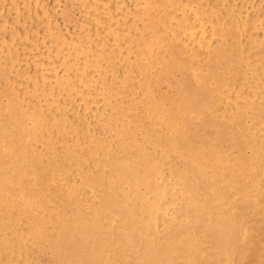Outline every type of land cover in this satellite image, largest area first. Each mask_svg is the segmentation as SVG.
<instances>
[{"label":"rangeland","instance_id":"1","mask_svg":"<svg viewBox=\"0 0 264 264\" xmlns=\"http://www.w3.org/2000/svg\"><path fill=\"white\" fill-rule=\"evenodd\" d=\"M47 1L48 0H38V2L37 1H33V0H14V1L8 0L6 4L3 3L4 4L3 5L4 11L0 15V18H2V19H0V22H4L3 20H6L7 21V19H8V21L7 22L5 21V25H4L5 28H4V30H2L1 34L3 36L5 34H7V35H5V37H7V38H12L13 37L20 44L26 45L27 47L32 48L31 49V54L28 55L29 57L27 59H25V60H32L33 58L39 56L38 54H40L42 52L47 54L48 45L50 44L49 41H51V39H53V34L54 33L52 32V30L50 29V27L48 29L46 28L45 23H43L42 22V19L39 17V15L41 13V9H43L45 7H47V9L50 8L49 11L51 10L50 11V14L52 15V16H50L51 17L50 18V23H51V25H52L53 28L58 27L57 25L62 26L63 23L65 25V23H66L65 26L70 25L71 26V29H73L72 27H75V29H77L78 28V24H79V14H80V10H81V12L83 10L82 9V5L83 4H86V7L85 8H89V9H90V7L92 5V2L89 1L90 2L89 3L88 0H69V1L68 0H61L60 3H59V5H60L59 8H56L57 7L56 6L54 8L55 9V11H54V9H53V6L54 5H52V4L49 3L50 0L48 1V3H47ZM135 1L136 0H133L131 3H128L129 0H127V3L128 4L122 5L123 7H121V8H119L121 6V0H98L97 1L98 4H96L94 7L92 6L91 10H93L94 15L95 16L96 15L97 16L98 15L100 16L99 17L100 19L96 16L97 17V24H96L97 26L96 27L98 28V31L101 33L100 34L101 35L100 36V39L102 40V43L106 44V48L104 50L99 51L97 53V58L99 57L97 59L98 60L97 61L98 62V66L97 67L99 69L97 67H94V69L93 68L88 69V72L90 71L89 74H92L93 73L94 75L98 74V72H99V74L102 76V78L104 79V81L106 82V84L108 86H110V85L113 84L114 79L120 78L121 76H122V79H125V72H124L125 71V65H126V63H127L128 60H130L132 62L133 59H135V66L133 67L134 70L133 69H132L133 71L130 70L132 73L129 71V78L131 77L130 78V81H131V85L132 86L131 85L129 86V88H131V89H128V88L126 89V92L128 93L127 94L128 97L125 98L127 95L123 96V98L125 99V101L129 102V104H134V105H131L132 106V109H133L134 106L136 104H138L139 102L143 104V100H144V96H145V91H144L145 89L144 88H146L147 91H148V88L149 89H153V88L155 89V87L157 86V84L159 82H161L162 79H164V78L166 79L168 77L167 76L168 74H170V75H173L174 73L176 74L177 78H176V76H174L175 75L174 74L172 79H178L181 76V73H179L180 66H179V68H175V65L178 66L177 64H179V63L181 64V61H183V58H180V55H178V54H175V53L172 54V52L170 51L171 50V47H175V50H177L176 51L177 53H180L182 50H184L186 53H189L188 54L189 56L185 58L186 59V64L187 65H192L190 67H194V65L199 64L200 67L204 70L202 72L203 76H202V79H201V83H197L195 80H193L192 75H190L191 76V77H189L190 79L186 75V78H187L186 80H184L182 76L179 78V79L182 78L181 80H182V84L184 86H182V84L180 85V83H179V85H173V86H171V89L170 90L167 88V86L165 84L163 86H161V88L159 89L160 91H158V96L163 99L164 102H162V103L166 106V108L163 111L159 112V113H157L158 112L157 111V108L156 109H150V110H148L147 111V114H146V117H147V121H149V122L148 123H144L145 125L142 126L143 127L142 130L153 129V130H156V131L159 132V134L161 135V139L163 141H165L167 143V145H168V148L169 149L167 148V151L172 156V159L170 158V160H169V159H166L165 158L166 160H161L160 158L158 159V156H157V160H156L155 159L156 158L155 157L156 155H155L154 152H152L151 150L148 152L145 149V152H147V154H148L147 155L146 153H144V150H142L144 148L142 146L141 147L139 146V148H138L139 150L137 149V156H136V158L134 156L130 155V153L128 155L131 158L129 156H125L124 157L123 155H119L118 158H117L116 155H118L117 152L119 151V149L117 151H114L115 152L114 157L116 158V161H114V165L113 166L114 167L117 166L118 167V168L116 167L117 169L114 168V167L108 169V168L104 167L105 164H102L100 167H97L96 169H92V170L90 169L91 171L88 170L87 167L90 166V165L89 164L86 165L85 164L86 161L84 162V160H82V158L86 157V155H88V153L92 151V149H91L92 148V145H93L92 143L94 142L93 140H96L95 137L96 138L98 137L99 127H97L95 123H93L94 125L92 123H89L88 117L89 118H93L94 113L89 112V115H87L85 113V111H83L81 108H79V106L81 107V105H83V102L85 100L83 98H84V96H86L88 94L87 91H90V88H88V86L86 87L85 85H83V86H80L81 87V90H79L80 89L79 87H76L75 86L76 87V89H75V87L73 86V84L69 85V92L67 94H65L67 97L65 95H62V94H56V96L58 98V100L56 99V101L58 103V106L59 107L60 106L62 107V108L60 107L59 112H60V114H63L65 116V117L64 116L63 117L65 118L64 121H66V124L64 122V125H65L64 127L65 128H63V129H67V130H63L62 129V131L60 133V140H59V142L57 144L50 145V142L49 143L45 142L42 145L41 144L37 145V147H35L32 150L33 154L36 153V152L37 153L40 152V155L41 156H43L44 153H45L46 156L50 155L51 156L50 159L48 158L49 156L47 158H46V156H43L44 158L41 157V158H43V160L40 159V161L38 162L39 164L37 163L38 166L40 164H44L45 165V166L44 165H41V168H40V166L38 167L34 163L35 161L28 160L27 163H25V165L18 166L19 169L17 168L18 171H20L21 173L24 172V175H27V176H24L23 175L22 176L23 178L22 177H17L16 175L11 177V178H14L15 177L14 178V184H15V186H17V185L20 186L21 185L20 186L21 189L24 188V189H22L23 191L33 189L34 188V184L33 183L35 182V184H36L37 178L40 177V176H41L42 179L45 178L44 180L48 181L51 184L52 191H51V189H47L46 194L43 195L44 198L41 197V199L38 200L39 202H41L43 199H49V198L52 201H55L54 199L57 200V201H55L56 202L55 205L52 206V210H50L47 207L48 208L47 211L44 210L42 212V213H44L46 215V218H44V223L46 224V222H48L46 224L47 225L46 231L48 230L49 232L47 231L45 233V235H42L40 237L41 244L38 245V248L32 249V246L30 245L31 244L30 243L31 240H28L29 238L27 239V237H26L27 232H28L27 231V228H26V222L30 220L31 214L29 215L30 218L28 217V220L27 221L22 220V219H17L15 217V215L13 217L14 220L10 217V221L11 222L12 221L13 222L14 221L16 222V223L15 222L14 223L12 222L13 224H15L16 230L18 232L22 230L21 231V236L24 233V235L22 236L24 238H21V240H23V241L21 243H18L21 246H19L18 244H15V243H12L11 245L9 244L8 246L7 245L5 246L2 241L5 242L7 240L6 238L11 239V232L9 231V233H8V231H5V230L3 232L1 230L3 228L0 227L1 228L0 229L1 230L0 231V242H1L0 243V259H2L3 261L7 262L8 264H14L16 262H18L16 264H20V263H24L25 261L27 262V263L25 262V264H35L37 262L36 259H39V260L41 259L40 261L42 262L41 263L40 261H38L37 264H51V263L53 264V261H55V259H56L55 262H58V263H55L54 262V264H59V263H62V264H66V263L67 264H105L106 262L108 264H112V263L113 264H131V263L132 264H134V263L135 264H138V263L140 264L142 261L143 262L141 264H173V260L176 257H178V253H176V252H170V250L167 251V249H164L163 250L162 248H160V245L159 246L157 245L158 242L159 243L161 242L160 241V238L154 239L153 240L154 245L151 246V247H149V248L147 247L148 250L145 252V250L147 248H146L145 242H144L145 241V236L142 234V231L145 230V228H150V229L151 228L152 229L154 228L153 230H155L156 228L157 229L159 227L160 228H162V227L165 228L167 226V229L171 233H173L172 234V236H173V242H174L175 239H177L179 237L177 235L179 229H180L179 235H185L186 233L187 234L189 233L188 236L186 234V237H188L187 240H190V244L188 245V250L191 248L188 251V255L190 256L191 260H194L195 264H198V263L199 264H201V263L202 264H204V263L205 264L206 263L207 264H209V263H211V264H264V234H263L264 233V230H263L264 229V226H263L264 225V196H263L264 195V183L261 184V185H259L258 189L255 190L256 191L255 193H251V191L253 190V187H252L253 186V179H248V178L244 179L243 175L241 174L242 171H243V169H244V167L242 165H238V163H245L244 165L247 166V165H249L252 162H257V159H258L257 158V153H258L260 147L264 149V132L263 131L262 132L261 131H258L263 126H259V125L255 124L259 120V118L262 117L261 116L262 114H260V111L262 110V108H259L260 107V106H258L259 105L258 104L259 102L256 101V100H253L254 97H252L253 95L255 96V94L256 95H262V96H264V92H262V91H264V87H263L264 86V77H263L264 76V66H262V65H264V58H262V57H264V0H176V3H178V4H180L181 6H184V7L187 6L186 8L189 9V11H187L185 13L183 12L180 15L181 17L179 16L180 19H181V21L182 22L184 21L183 22L184 28H187L185 31L188 33V35H187V33L181 32L174 39L171 36H169L167 33L163 34L162 36H160V37H162L160 39V41H161V43L163 41V43H162L163 45L161 43L159 44V46L155 45V47H154L155 53H154L153 56L146 54L145 51H144L145 45L146 44H149V41L152 39L151 31H144L143 30V21H142V19H140L141 16L139 15V9L142 8V6L144 7L145 3H144V0H141L140 2L139 1L135 2ZM11 2L13 3V5H12ZM215 2H217V3H215ZM77 3L79 5H77ZM26 4H28V5H26ZM46 4H48V5H46ZM88 4H90V5L88 6ZM222 4H224V5L222 6ZM39 5H42V6H39ZM138 5L140 6V8L138 7V10H137V6ZM213 5H215V6H213ZM25 6L26 7L28 6L27 9L30 7L28 9L29 12L27 11V9H26ZM201 6L207 7V8L202 9ZM63 7H64V9H63ZM130 7H132V8H130ZM6 8H7V11L9 13L6 11ZM216 8H217V10H216ZM25 9L28 12L27 14H26ZM62 9L63 10H68L69 9V11L71 12V15H74V17H75L76 14H78V16H77L78 17L77 18L78 23H76V22L75 23L74 22H70L69 24H67V18L65 17V15H60V12L63 11ZM129 9L131 10V12H129L130 11ZM258 9H260V10H258ZM85 10H88V9H85ZM133 10H135V11L137 10L138 11V12L136 11L137 14L135 12L133 14V12H132ZM257 10L259 12H257ZM78 11H79V13H78ZM122 11H124V13ZM216 11H218V12H216ZM10 12L12 13V15H11ZM96 12H98V13H96ZM191 12H193V13H191ZM208 12H209V14H208ZM261 12H262L263 15H261ZM6 15H8V16H6ZM9 15H10L11 18L9 17ZM125 15L127 16V18H129V17L130 18L127 19ZM16 16H18L19 18H17ZM20 16L22 18H20ZM53 16H54V18L57 21L55 19H53ZM122 16L124 17V19H123ZM200 16H201V18H200ZM6 17H7V19H6ZM258 17L260 19H258ZM26 18H28V19H26ZM17 19H18V21H17ZM212 19H214V20H212ZM15 20L17 21L16 24L14 22ZM25 20H26V22H25ZM122 20L123 21L125 20L124 21L125 23ZM204 20H205V22H204ZM215 20H217V21L215 22ZM220 20H222V21H220ZM119 21H120V23H118ZM191 21H193V22H191ZM12 23L14 24V26H13ZM40 23L41 24L43 23V25H41ZM117 23L119 25H117ZM135 23H136V25H135ZM200 24H201V26H200ZM98 25H99V27H98ZM123 25H125V26H123ZM137 25H140V26H137ZM47 26H48V24H47ZM196 26H197V28H196ZM30 28H32V29L30 30ZM218 29H220V30H218ZM225 29H227V30H225ZM18 30H20L21 32L18 31ZM38 32H40V33H38ZM243 32L244 33L247 32V33L246 34H243ZM254 32H256V33L254 34ZM258 32H260V33H258ZM30 33H31V35H30ZM250 33H251V35H253V34L254 35L251 36ZM9 34H10V37H9ZM133 34H135V35L133 36ZM147 34H149V35H147ZM222 34H223V36H221ZM15 35H17V38H16ZM105 35H106V38H104ZM234 35H235L236 38L234 37ZM258 35H260V37ZM145 36H147V37H145ZM249 36H251L252 39L249 38ZM141 37H143V38H141ZM233 37L235 38V41L233 40V42H231V40H232L231 38H233ZM245 38H247L248 40L245 39ZM257 38H259V40ZM119 39H120V42L118 41ZM121 39H124V40H121ZM134 39H135V41H134ZM237 39L240 42H238V41L236 42ZM254 39H256L255 40L256 42L253 41ZM34 40H35V42H38L39 43V46L41 44L42 47L41 46L38 47L39 50H38V48H33L34 46L32 44L35 43ZM225 40H228V41L225 42ZM203 41H205V42H203ZM249 41H250V43H249ZM223 42H225V43H223ZM238 43H240V44H238ZM244 43H246V44H244ZM223 44H225V45H223ZM186 45L188 46V48L186 47ZM230 45H232V46H230ZM239 45H240L241 48L239 47ZM44 46L46 48H44ZM133 46H134V48H133ZM163 46L164 47L167 46L166 49ZM225 46H226V49L228 47L229 50L228 49L226 50L225 49ZM251 46L253 47V50L251 49ZM254 47L256 48V50L254 49ZM129 48L131 50L133 48V51H131ZM206 48H208V49H206ZM232 48H234V49H232ZM244 49H245L246 52L247 51H249V52L245 53ZM222 50H223V52H222ZM239 50H240V52L238 53ZM169 51L171 53H169ZM232 51H234V52H232ZM230 52H231V54H230ZM32 53H34V54L32 55ZM130 53H131V55L128 56ZM233 54H234V57L236 56V58L233 57ZM239 54H240L241 57L239 56ZM227 56H229L228 57L229 59L227 58ZM255 56H256V58H255ZM220 57H225L227 59V61L230 63V65H234V66H232V67H235L233 69H236L237 67H239V68H237L234 71H237L238 72L237 74L239 76H241V77H239L238 75H234V73L236 74V72L231 71V70H227V71L224 70L225 72L224 71L222 72V70H221V72H220L215 65L214 66H211L212 64H209V61H213V60H216L217 62H219V58ZM230 57H231V59H230ZM250 57H252V58H250ZM164 58H166L165 61H164ZM233 58L236 61L234 60L232 62ZM238 58H239V60L240 59L241 60L238 61ZM161 59H162V61H161ZM252 59L253 60L254 59L257 60L258 63H257V61H254L253 62ZM101 60H102V62H101ZM178 61H180V62H178ZM237 61H238V64H237ZM247 61H250V62H248L249 65H250L249 66V69H248V67H243L244 64H248ZM241 62L243 63V65H242ZM252 62H253L254 65L252 64ZM250 63L252 64V67H251V64ZM255 63H257V66H255L256 65ZM142 64L145 65V66L142 67ZM148 66L150 68H148ZM253 66H254V69L252 70ZM138 67L141 68V71L137 69ZM46 68H47V71H46ZM120 68H121V70H120ZM146 68H148V69H146ZM30 69L32 71L35 70L41 76H48L50 74V71H51V66H50V64L44 62V63L40 64L39 66H37L35 68L34 63L32 61L31 65H30ZM240 69L242 71L244 69V71L242 72ZM261 69H262V71H261ZM44 71H46L47 73L44 72ZM137 71H138V73H137ZM169 72H171V73H169ZM228 72H231L232 73V74H230V76L232 78L230 80V78L226 76L228 78V81H227L226 80L227 78L224 77V76L227 75ZM240 72H241V74L243 73V76L240 74ZM251 72H252V74H251ZM262 72H263V74H262ZM42 73H45V74H42ZM131 74H135V75H133V77H132ZM258 74L260 76L257 77L256 75H258ZM233 75L236 76V77L233 78ZM219 76L221 78H219ZM247 76H249L247 78L248 81L245 80L246 79L245 77H247ZM252 76H254V77H252ZM255 76L257 78H259V79H256ZM242 77L244 78V82H243V78ZM251 78L252 79L254 78V81L252 80V82H251ZM218 79L219 80L221 79V80L219 81ZM249 79H250V81H249ZM147 81H151L152 82V85H144V83L147 82ZM255 81H257V82H255ZM258 81L260 83V86L258 85V87H257L256 83H258ZM183 82H185V83H183ZM233 82L235 84L234 85H231V84H233ZM134 83L136 84V86H134ZM236 83L239 84V85H236ZM241 83H243L242 86H241ZM192 84L193 85L195 84V85L193 86ZM252 85H255V86H252ZM138 86H139L140 89L138 88ZM186 86L188 88L187 92L185 90ZM243 86H245V87L243 88ZM247 86H249L248 87L249 89L247 88ZM250 87L251 88L255 87V88H253V91H251L252 89ZM189 88H190V90H189ZM260 88L262 89V91H261ZM163 89H165V90H163ZM240 89H243L244 95L246 97H248V99L247 98L246 99L245 98H240V96L238 94V91ZM77 90H78V92H76ZM134 90H135V93H134ZM179 90H180V92H179ZM191 90H193L194 94H193V92H191ZM197 90H198V92H197ZM224 90L227 93V95L224 92ZM248 90H250V91H248ZM258 90H260L261 92L258 91ZM80 91L82 93H80V95H79V92ZM161 91H162L163 94H161ZM169 93H170V95H173V96L167 97L169 95ZM175 93H176L177 96L179 95L178 97L179 98L181 97V99H179L175 95ZM180 93H181V95H180ZM184 93L186 94V96H185ZM197 93H199L200 95H198ZM222 93H225V94H222ZM7 94H5V96L3 98V100H4L3 103L4 104H8L10 102V100L8 102V99H11L12 98L11 100H13V99L16 98V95L14 93H12V92L11 93H7ZM166 94H167V96H166ZM248 94H250V95H248ZM251 94H253V95H251ZM58 95H60V97ZM138 95H140V96H138ZM183 95H184L185 99H184ZM195 95H197V96H195ZM130 97H132V98H130ZM142 97H143V99H142ZM174 97H175V99H174ZM249 97H250V99H249ZM64 98H66V99H64ZM68 98L70 100H68ZM6 99H7V101L5 102ZM99 99L100 100H98V104H101L102 103V101H101L102 98L100 97ZM132 99H133V102L134 103H132ZM171 99H174V101H172ZM60 100H61V102H59ZM80 100H83V102H81ZM180 100L181 101L184 100L183 101L184 102L183 105H182V102ZM225 100H227V101H225ZM70 101L72 102L71 104H70ZM76 101L77 102L79 101L78 104H76L77 103ZM66 102L69 103V105H68L69 107L67 105H65V104H67ZM157 103H159V100H157ZM166 104H169V105H166ZM176 106H178V107H176ZM65 107H67L68 109L65 108ZM73 108H74L75 111L72 110ZM175 108L178 109V110H176ZM76 109H78V110H76ZM238 109H239V111H238ZM64 110H66V111H64ZM71 110L73 111V113H72ZM63 111H64V113H61ZM230 111H231V113H230ZM68 112H71L72 114L71 113L70 114H67ZM136 112H138V111H135V112H132L131 111V113L130 112L127 113V114H129L128 115V119L129 120H132L134 122L135 121L134 118L136 119V116L139 115V114H135ZM227 113L228 114L230 113L231 115L230 114L229 115H226ZM131 114H134V117ZM85 115H87L86 118H84ZM174 117H177V118H174ZM231 117H233L234 119H232ZM74 118H75V120H74ZM241 118H243V119H241ZM170 119H172V121H171V126L167 130L168 132L166 131L165 133H162L163 130H161V129L158 130V128H156V127L154 128L153 122H155L158 125H163L165 121H169ZM230 120H231V122H229ZM75 121L76 122H79V127L77 126L78 123H75ZM71 123H73V124H71ZM71 125H73L74 127H72ZM86 125H88L89 128ZM32 126H34L33 122L32 121H29L27 123V129L33 128ZM76 126H77L78 130H77ZM81 126H82V128H81ZM68 127L69 128L71 127V130ZM182 129H183L184 132H188V130H191L192 129L195 132V135H197L201 139V144L209 145L210 144L209 142H211L212 143V144H210L211 149H205L208 152L211 151V155H212V150L218 151L213 146L219 145V146H221V147L224 148L222 151L221 150L220 151L224 155V157H226V156L227 157H226L225 161H224V158H223L220 164L222 165L223 162H226L227 161V159L230 160V163L228 164V166H227V168L225 170L226 173L228 174V178H231L233 172H238L239 174H241L236 179V182L229 183V184H227L225 186H222V187H217V192L220 193V195H228V194H232L234 192L239 191L241 193L242 192H246L245 195H243V196H240V195L237 196L236 195V197H231V200L230 201H227L225 203H223V201L222 202H219V204H217L216 207L214 208L215 211L209 212V213L208 212L207 213L204 212L203 211L204 209H201L200 207H196L195 208V207H190L189 205H187V204H190V201L193 199V197H191V196H192V194L194 192V187H193L194 180H197L199 182V183L196 184L197 185V191L199 193L202 192V191H204V189H206L208 191V188L209 187H213L214 186V182L211 181V178L207 176V172L201 168V165H203L206 162H208V160L211 159V157H212L211 155L208 154V160H207L206 159L207 155H205V152L206 151H202V152L201 151H198V154H197V156L199 158L198 159V162L197 163H194V165H188L190 167L184 166V160L187 161V162H192V163L194 162L191 158L188 157L189 154H187V156L185 157V159H182V160L179 159V162H176L177 158H180V157L184 156V153L186 152L187 142H190V140H186V137H185L180 144L175 143V140H178L180 138L181 130ZM16 130H17V132H16ZM19 130H21L22 133H21V131L19 132ZM93 130H95V131H93ZM65 131H67V132L65 133ZM13 132H15V133H13L12 136H14V134L17 133V135H15L14 137L16 138L18 136V138L15 139L13 137V139H15L14 141H15V143L18 146H19L18 139H20L23 136L25 137V139H27V134L26 133L23 134V130L22 129H20V128H14ZM79 133H81V134L79 135ZM250 134H255L257 136V138L255 136L256 139L254 140L255 141V145H252V144H249V143L245 142V139H241V137L243 135H250ZM3 135H4L3 133H0V137H2ZM76 135H79V137L76 136ZM81 135H82V137H80ZM70 136H72V137H70ZM210 136H211V138H210ZM24 137L21 138L22 141L25 140ZM185 140H186V142H185ZM72 141L75 142V143H73ZM19 142H21V141L19 140ZM69 142H71V144ZM80 142H81V144H80ZM90 142H91L92 145L90 144ZM258 142L259 143L261 142V143L258 144ZM60 143H62V144L59 145ZM16 144L14 146H17ZM79 144H80V146H79ZM118 144L120 145V142H118ZM43 145L44 146L47 145V146L44 147ZM181 145H182V147H181ZM42 146H43V148H42ZM67 146H69V148ZM71 147H73V148H71ZM81 147H82V149H81ZM126 147L128 148V143H127ZM40 149H42L43 151L40 150ZM65 149H69V151L68 150H65ZM72 149L74 150V153L73 154H75V155H72V156H74L73 158L71 156V152H73ZM44 150H45V152H44ZM238 150H239V152H238ZM84 151H85V153H84ZM170 151H171V153H170ZM30 152H31V148L29 150V153ZM141 152H142V154H141ZM217 153H219V152H217ZM225 153H227V154H225ZM61 154L62 155L64 154V155L61 157ZM65 155H67V156L65 157ZM141 155L142 156L144 155V157L145 156L148 157L147 160L145 159L146 157L143 158ZM149 155L152 156L154 158V160H156L155 161V164L158 161L157 162V165H154V163H153L154 160ZM230 155H232V157ZM254 155H255V157H254ZM138 156L140 158H138ZM121 157L123 158V161H124V158H125V161L124 162L122 161ZM45 158H46V160H45ZM76 158H77V160H76ZM117 159H118L119 162L117 161ZM136 159H138L139 161L136 160ZM64 160H66V161H64ZM75 160L78 161V163L77 162L75 163ZM149 160H150V162H149ZM47 161H50V164ZM58 161H59V163L60 162L61 163L59 164ZM68 161H71V162H68ZM102 161L103 160H101V162ZM28 162H30V163H28ZM31 162H32V164H31ZM56 162H57V164H56ZM116 162H117V164H116ZM140 162L141 163L143 162V163L141 164ZM151 162L153 163L151 166H154L152 168L150 166V163ZM231 163H233V164H231ZM47 164H48V166H47ZM84 164H85V166H84ZM120 164H121V168H123V169H121L122 171L119 169ZM144 164H145V166H144ZM146 164H149V165L146 166ZM31 165H34V166L31 167ZM49 165L56 166V168L54 169L53 167H51ZM67 165H68V167H67ZM69 165H71V166H69ZM76 165H78V168H76L77 167ZM127 165H128V169H127ZM138 166H139L140 169L138 168ZM142 166H144V167H142ZM148 166L151 169L150 168L148 169ZM156 166H158V167H156ZM20 167H22V168H20ZM69 167H70V169H68ZM81 167H82L83 170L81 169ZM125 167H126V169H125ZM133 167H135V168H133ZM162 167H164L165 169L162 168ZM179 167H181L182 169L179 168ZM27 168H29V169H27ZM57 168L58 169L62 168V169L58 170ZM63 168H64V170H63ZM66 168H67L68 172H67ZM72 168H74V169H72ZM130 168H131L132 172L130 171ZM143 168H144V170H143ZM31 169L33 171H31ZM38 169L40 171H38ZM85 169L88 171V174H89L88 175V181H86L87 180L86 177L84 178L83 175L79 174L80 172L81 173L82 172H85L86 171ZM102 169H105V171L102 170ZM134 169L135 170L137 169V170L135 171ZM166 169H168V170H166ZM22 170H26L27 172L22 171ZM51 170H53L54 172L51 171ZM71 170H72V172H71ZM118 170H120L121 173ZM141 170H143V171H141ZM43 171H46V172H43ZM76 171H77V173H76ZM113 171H115L116 178H115V175H114ZM156 171H158L159 173L158 172L156 173ZM203 171H204V173H203ZM32 172H35V173H32ZM51 172H53V173H51ZM57 172H58V174H56ZM90 172H91L92 175L90 174ZM127 172L129 173L130 176L129 175H126ZM133 172H136V173L133 174ZM66 173H68L69 175L66 174ZM122 173H124V175H121ZM162 173L164 174V177H163V174ZM168 173H169V175H168ZM174 173H176V174H174ZM53 174H55V175H53ZM257 174H261V173L258 171ZM90 175L93 176V177H91ZM165 175H166V178H165ZM43 176H44V178H43ZM64 176H65V178H64ZM146 176H147V178H146ZM108 177H111V179H113V180H111L110 178L108 179ZM120 177H122V178H120ZM28 178H30V179H28ZM136 178H138V179L136 180ZM159 178L161 180H159ZM16 179H17V183L15 182ZM49 179H50V181H49ZM91 179L94 181V183H92V180ZM128 179H130V180H128ZM163 179H164V181H163ZM52 180H53V182H52ZM59 180H60V182H58ZM89 180H91V181H89ZM109 180H111V181H109ZM131 180L134 183L136 182L135 183L136 185L133 184V182L131 183ZM21 181H23V184H22ZM26 181H27V183H25ZM85 181L88 182V184ZM157 181H158V183H157ZM84 182H85V184H84ZM90 182L92 184H90ZM109 182H112L113 183L112 186H110L111 187V194L110 195H107V196H104L105 195L104 194V191H103L104 188L102 187V185L106 189L108 187L107 184L108 185L111 184ZM117 182H119V184ZM81 183H82V185H81ZM120 183H122V185ZM129 183H130V185H129ZM145 184L149 185L150 187L148 188V186L145 185ZM157 184L158 185H161V186H159V188H158V185ZM165 184H166V186H165ZM179 184L180 185H184L186 187V190L187 191L184 192L182 190H178L177 189L178 188L177 186H179ZM151 185L152 186L154 185L153 187H155L157 185L156 188L160 189L158 191V193H156V191H155L156 188H154V190H152L153 187H151ZM76 186H78V189L79 190L77 189ZM81 186H83V187H81ZM127 186L128 187L133 186V187L128 188ZM119 187H121V188H119ZM139 187H141V188H139ZM74 188H76L77 190L74 189ZM96 188H97V191L95 192L94 189H96ZM162 188L164 189V191H163ZM170 188H174V189H170ZM134 189L135 190L137 189L138 192H136ZM75 190H76V192H75ZM125 190H126V192H125ZM0 191H1V187H0ZM131 191L133 193H135V194L137 193V195H139L140 197H141V195L145 197L146 196V193H147V195H149V192L153 194V195L151 194V196H150L151 198H152V196L155 195L154 197L156 199H154V197H153L154 203H153V200L152 199H151L152 204H151V201L150 200H149L150 202H148V203H150L151 206L152 205H154V206L157 205L156 207H153V206L150 207V209L148 210V216H150V217L153 216L152 217V221L150 222V224L149 223H145V222H140V221L137 220V215L139 216V214H138V212H139L138 208H139V204L140 203L134 198L135 196L137 197V195H134ZM167 191H169V192H167ZM49 192H51L50 193L51 195L49 194ZM114 192H116V193H114ZM159 192H161V193H159ZM174 192H175V194H174ZM189 192H191V193H189ZM58 193L60 194V196H59ZM94 193H96V194H94ZM127 193L129 195H127ZM170 193H171V195H168L167 196V194H170ZM66 194H68L69 197ZM161 194L162 195L164 194V196H165L164 198H167L168 197L167 199H165L167 201L160 200V199H164ZM251 194H253V195H251ZM75 195H77V196H75ZM97 195H99L101 197L99 198V197H97ZM114 195L115 196H118V197L119 196L120 197L122 196L123 199H121V198L118 199V197H116L118 200L116 198L114 199ZM70 196H72V197H70ZM129 196H130V198L132 196V199L133 200L130 199ZM181 196H182V198H181ZM95 197H97V199ZM105 197H107V198H105ZM128 198L130 199L129 201L127 200ZM72 199H74V200H72ZM85 199H87V201H85ZM93 199H95V200H93ZM98 199H102V202L103 203H101L100 205H98L99 204V203H97ZM120 199L122 200V202L120 201ZM115 200H116V202H115ZM123 200L125 201V204L123 203L124 202ZM64 201H66V202L69 201L68 202L69 204L66 203V202H64ZM118 201H120V202H118ZM133 201L135 202V205L136 206H134ZM155 201H157V203L160 202V201H162V202L166 203V205L165 204H161V202L159 204H157V203L155 204ZM63 202H64L65 205L63 204ZM78 202H79V205H78ZM136 202L138 204H136ZM75 203H77V204H75ZM86 203H87V205H86ZM112 203L114 204V206H113ZM115 203H116V205H115ZM117 203L118 204L121 203V204L120 205H117ZM177 203H178V205H177ZM185 204L187 206H185ZM223 204L226 205L229 209L223 210L222 209ZM10 205H13V204L11 203ZM14 205H16V204L14 203ZM93 205H94V207H92ZM161 205H163V206L161 207ZM128 206H129V208H128ZM169 206H171V207H169ZM70 207H72V208H70ZM89 207H91V208H89ZM114 207H115V209H114ZM132 207H133V209H132ZM159 207H160L161 210H163L162 213L160 212ZM10 208H11V212L14 213L13 207L10 206ZM126 208H128V209H126ZM53 209L55 211L59 209L58 210L59 212L62 210L61 211L62 213L61 212L58 213V211L55 212ZM134 209H136L138 212L135 211ZM151 209H152V212L150 211ZM154 209H156V211ZM177 209H179V210H177ZM68 210H70V211H68ZM72 210H73V212H72ZM117 210L120 211V212H118ZM127 210H129V211H127ZM67 211L69 212V214L67 213ZM198 211H200V212H198ZM11 212H9V213H11ZM64 212H65V214H64ZM135 212H136L137 215L135 214ZM153 212H155V213H153ZM157 212H159V213L157 214ZM49 213H51L53 215H51ZM66 213H67V217H66ZM82 213H83V215H82ZM121 213H123V215H121ZM61 214H62V216H60ZM85 214L88 217H86ZM110 214H112V215H110ZM117 214H119L120 217L119 216H116ZM154 214H155V217L156 218L154 217ZM210 214H212V215H210ZM39 215H40V213L38 214V216ZM58 215L60 217H58ZM131 215H133V216H131ZM52 216L54 217V219H53ZM188 216L190 217V220H187V217ZM47 217H49L50 219L47 218ZM51 217H52V219H51ZM114 217H115V219H114ZM215 217L218 219L219 222L215 219ZM70 218H71V220H68ZM88 218H90L89 221H88ZM207 218H209V219H207ZM211 218H213V221H210ZM45 219H47V220H45ZM48 219H49V221L50 220H52V221L55 220L56 222H58L60 220L61 222L59 221L57 223V226L56 227H52L51 225L54 224V223H56V222H54V221L53 222L52 221L49 222ZM121 219H122V221H121ZM240 219H241V223H240ZM32 220H31V222H32ZM36 220H39V219H36ZM62 220H63V222H62ZM104 220H106V221H104ZM108 220H111V222L112 221L113 222L112 223L111 222L108 223ZM82 221H83V223H82ZM258 221H259V223H258ZM1 222L2 221H0V223ZM256 222H257V224H256ZM261 222H262V224H261ZM151 223H153L154 226H152ZM209 223H211V224H209ZM117 224H118V226H117ZM182 224H183V226L184 225H186V226H184V227L183 226H180ZM58 225H59V227H58ZM207 225H209V226H207ZM18 226L21 227V229H19ZM48 226H50V227H48ZM60 226H62V227H60ZM108 226L111 227V228H107ZM196 226H198L200 228H198ZM260 226H262V227L260 228ZM185 227L186 228L188 227V229H186ZM191 227H194L195 229L192 230ZM258 227L260 229L257 230ZM49 228L52 229L54 233H52V230H50ZM55 228H57V230ZM249 228H250L251 231L249 230ZM126 229H127V231H126ZM189 229H190V231L192 233L191 232H186V230L189 231ZM207 229H209V230L207 231ZM255 229H256V231H255ZM196 230H197L198 233L196 232ZM1 232H2V234H1ZM112 232L114 234H112ZM181 232H183V233L181 234ZM121 233H123L125 235H123V234L121 235ZM103 234H105V235H103ZM192 234H194V235H192ZM195 234H197L196 237H195ZM214 234H215V238H214ZM54 235H56V236H54ZM115 235H116V238H115ZM217 235H218V237H217ZM248 235H250V236H248ZM259 235L262 236V237H260V239H259ZM45 236H47V237H45ZM107 236H108V238H109V236L112 237V238H109L110 240H108L107 239ZM120 236L122 238V242L119 243L118 241H121L120 238H119ZM191 236H193V237H191ZM48 237H51L53 239L48 238ZM117 237H118V239H117ZM241 237H242V241L240 240ZM125 238H127V239L125 240ZM192 238H194V239H192ZM243 238H244V240H243ZM257 238H258V240H256ZM56 239H57V241H55ZM111 239L113 241H116L117 243L116 242H113L112 243V240ZM128 239H130V240L128 241ZM143 239H144V241H143ZM207 239H209V241H208L209 243L207 241H205ZM216 239L218 241H216ZM261 239H263V240H261ZM91 240H93V241H91ZM139 240L142 243H140V242L138 243ZM156 240H158V241H156ZM202 240H204V241H202ZM220 240H222V241H220ZM123 242H125V243L123 244ZM193 242L195 243V245H196L195 247L196 248H194V246H193L194 243ZM115 243H116V245H115ZM57 244H58V246L56 247ZM104 244H106L104 246L105 249L102 248V247H100V246H103ZM199 244H200V246H198ZM123 245H124V248H123ZM142 245H144V248L145 249H143V246ZM12 246H14V248ZM43 246H46L45 248H47V250L44 249V248H41ZM49 246H51V247L49 248ZM136 246H138V247H136ZM214 246H216L217 248L215 249ZM243 246H245V247H243ZM21 247L24 248V249L17 250V249H19ZM58 247H59V249H58ZM106 247H107V250H106ZM108 247L112 248V252L109 250L110 248H108ZM118 247L121 248V250ZM204 247L206 249L208 248L209 250L208 249L205 250ZM242 247H243V249H242ZM199 248H202V250L200 251ZM239 248H241L242 250H240ZM253 248H256V250L254 249L255 250L254 251ZM31 249H32V251L29 252V250H31ZM38 249L41 250L40 253H39V251H37ZM56 249H58V251H60V249H61V251L58 252ZM127 249H129V250H127ZM27 250H28V252H27ZM98 250H99V254L96 255L95 252L98 251ZM122 250L126 251V253L124 251L122 252ZM130 250H131V252H130ZM197 250H198V252H197ZM210 250H211V252H210ZM237 250L238 251L240 250L239 253L237 252ZM45 251H47V252H45ZM108 251H110V252L108 253ZM192 251H193V253H192ZM66 252H68V254ZM114 252H116V253H114ZM118 252H120V253L118 254ZM135 252H136V255H134ZM148 252L150 254H148ZM194 252H196L197 254L200 252L201 257H200V254L197 255L196 253L194 254ZM208 252H209V254H207ZM213 252H214V254H212ZM242 252H243V254L241 255ZM245 252H247V254ZM18 253H20V254L18 255ZM37 253H38V256H37ZM70 253H72V254H70ZM140 253H141V256H140ZM56 254L59 255V258H56V257H58V255L56 256ZM104 254H106V255L108 254V255L105 256ZM116 254H118V256L120 255L119 258H120L121 263H120L119 258H118V256ZM210 254H212V255H210ZM34 255H36V258H35ZM67 255H68V257H67ZM113 255H115V256H113ZM236 255H237V258H236V262H235ZM9 256H10V258H8ZM41 256L42 257L44 256V257L42 258ZM64 256L67 257L68 260L65 259ZM71 256H73V257H71ZM74 256H75V258H74ZM95 256H98V257H95ZM110 256H112V257H110ZM135 256L136 257L138 256L137 259H136ZM11 257H13L12 258V261H11ZM25 257H26V259H25ZM87 257H90V258H87ZM107 257H108V259H107ZM130 257L132 258V260H131ZM70 258H72V259L70 260ZM45 259H47V262L45 261ZM87 259H88V261H87ZM196 259H197V261H196ZM59 260H60V262H59ZM198 260H199V262H198ZM205 260H207V261H205ZM61 261H63V262L66 261V263H63ZM110 261H113V262L110 263ZM126 261H127V263H125ZM239 261H242V262H239ZM243 261H245V262H243ZM10 262H12V263H10Z\"/></svg>","mask_w":264,"mask_h":264},{"label":"bare ground","instance_id":"2","mask_svg":"<svg viewBox=\"0 0 264 264\" xmlns=\"http://www.w3.org/2000/svg\"><path fill=\"white\" fill-rule=\"evenodd\" d=\"M7 1L8 0H0V15L3 13V11H4V7H3V5L4 4H6L7 3ZM11 1H14V0H11ZM33 1H37L38 2V0H33ZM49 1V0H48ZM48 1H47V3H48ZM60 1L61 0H50L49 1V3L50 4H52V5H54L53 6V9L56 7V8H59V3H60ZM69 1V0H68ZM92 2V5H91V7H90V9L89 8H85L86 7V4H83L82 5V12H81V10H80V14H79V24H78V28L77 29H75V27H72L73 29H71V26L70 25H68V26H65L66 25V23H65V25H64V23H63V25L62 26H60V25H57L58 27H56V28H53L52 27V25H51V23H50V16H52L51 14H50V11H49V9H47V7H45V8H43V9H41V13H40V15H39V17L42 19V22L43 23H45V25H46V28L48 29L49 27H50V29L52 30V32L54 33L53 34V39H51V41H49L50 42V44L48 45V51H47V54L46 53H40V54H38L39 56H37V57H35V58H33L32 60H25V59H27L29 56L28 55H30L31 54V49L32 48H29V47H27L26 45H22V44H20L16 39H14L13 37L12 38H7V37H5V35H7V34H5L4 36L1 34V32H2V30H4V25H5V21L6 20H3L4 22H0V133H3L4 135L2 136V137H0V187H1V191H0V221H2L1 223H0V227L1 228H3V229H1L3 232H4V230L5 231H8V233H9V231L11 232V239H8V238H6L7 240L4 242V241H2L3 242V244L6 246H8L9 244L11 245L12 243H15V244H18V243H21L23 240H21V238H24V237H22L23 235H24V233H23V235L21 236V231H17L16 230V226H15V224H13L11 221H10V217L13 219V217H14V215H15V217L17 218V219H22V220H25V221H27L28 220V217H29V215L31 214V218H30V220L29 221H27L26 222V228H27V235H26V237H27V239L28 240H31V246H32V249H36V248H38V245H40L41 244V240H40V237L42 236V235H45V233L48 231H46V228H47V223L48 222H46V224L44 223V218H46V215L44 214V213H42L44 210H46L47 211V209L49 208L50 210H52V206H54L55 205V201H57L56 199H54L55 201H52L50 198L49 199H43L41 202H39L38 200L39 199H41V197H43V195H45L46 194V191H47V189H51L52 187H51V184L48 182V181H46V180H44L45 178H44V176H43V178L44 179H42L41 178V176L40 177H38L37 178V181H36V184H35V182L33 183L34 184V188L33 189H30V190H25V191H23L22 189H24V188H22L21 189V185L19 186V185H17V186H15V184H14V178H11L12 176H17V177H22L23 175H24V172L23 173H21L20 171H18L17 170V168H18V166H22V165H25V163H27V161L28 160H33V161H35L34 163L38 166V162L40 161V159H42L43 160V156H46L45 155V153H44V155L43 156H41L40 155V152L39 153H34L33 154V152H32V150L35 148V147H37V145H39V144H44L45 142H47V143H49L50 142V145H55V144H57L58 142H59V140H60V133H61V131H62V129L63 128H65L64 126V122H65V124H66V121H64L65 120V116L63 115V114H60V112H59V110H60V107L58 106V103H57V101H56V99L58 100V98H57V96H56V94H62V95H65V94H67L68 92H69V85H71V84H73V86L75 87H79L80 89L79 90H81V87L80 86H83V85H85L86 87L88 86V88H90V91H87V95L86 96H84V98L83 99H85L84 100V102H83V100H80L81 102H83V105H81V107L79 106V108H81L83 111H85V113L87 114V115H89V112H92V113H94V116H93V118H89L88 117V120H89V123H95L96 124V126L97 127H99V131H98V137L96 138L95 137V139L96 140H93L94 142L91 144V142H90V144L92 145V151L91 152H89L88 153V155H86V157H84V158H82V160H84V162H85V164L87 165V164H89L90 166H88L87 168H88V170H92V169H96L97 167H100L102 164H105L104 165V167H106V168H112V167H114L113 165H114V161H116V158L114 157V154H115V152L114 151H117L118 149H119V151L117 152L118 153V155H116V157L118 158V156L119 155H123L124 157L125 156H129L128 154L130 153V155H132V156H134L135 158H136V156H137V149L139 148V146L141 147H143L144 149H142V150H144V153H146L147 154V152H145V149L149 152L150 150L152 151V152H154L155 153V159L157 160V156H158V159L160 158L161 160H166V159H169L170 160V158L172 159V156L169 154V152L167 151V148H168V145H167V143L165 142V141H163L162 139H161V135L159 134V132L158 131H156V130H153V129H147V130H142V126L143 125H145L144 123H148L149 121H147V117H146V114H147V111L148 110H150V109H156L157 108V113H159V112H161V111H163L165 108H166V106L162 103V102H164L163 101V99L161 98V97H159L158 96V91H160L159 89L161 88V86H163L164 84L167 86V88L170 90L171 89V86H173V85H179V83H180V85L182 84V78L181 79H179L181 76L183 77V79L184 80H186L187 78H186V75H187V77L189 78V77H191L190 75H192V77H193V80H195L197 83H201V79H202V76H203V74H202V72L204 71L201 67H200V65L199 64H197V65H194V67H190V66H192V65H187L186 64V57H188L189 55V53H186L184 50H182L180 53H177L176 51L177 50H175V47H171V52H172V54H178V55H180V58H183V61H181V64L179 63V64H177L178 66H176L175 65V68H179V66H180V68H179V73H181V76L178 78V79H172L173 78V75L175 74H173V75H170V74H166L168 77L164 80V79H162L161 80V82H159L158 84H157V86L155 87V89L153 90V89H149L148 87V91L146 90V88H144L145 90V96H144V100H143V104L142 103H138V104H136L135 106H134V108L132 109V106L131 105H134V104H129V102H127V101H125V99L123 98V96H125V95H127L128 93L126 92V89L128 88V89H131V88H129V86L131 85V81H130V78H129V71L131 70V71H133L134 69H133V67L135 66V59H133V61L131 62L130 60H128L127 61V63H126V65H125V79H122V76L120 77V78H117V79H114V81H113V84L112 85H110V86H108L107 84H106V82L104 81V79L102 78V76L99 74V72H98V74H96V75H94L93 73L92 74H89L90 73V71L88 72V69H91V68H93L94 69V67H97L98 66V58H97V53L99 52V51H102V50H104L105 48H106V44H104V43H102V40L100 39V32L98 31V28L96 27L97 25V17L99 18L100 16L98 15H94V13H93V10H91V8H92V6L94 7L96 4H98V0H88V2ZM133 0H129V2L128 3H131ZM137 1H141V0H136L135 2H137ZM17 2V1H16ZM66 2V1H65ZM64 2V3H65ZM80 2V1H79ZM84 2V1H83ZM86 2V1H85ZM89 2V3H90ZM120 2V1H119ZM134 2V3H135ZM262 2V1H261ZM4 3V4H3ZM12 3V2H11ZM28 3V2H27ZM40 3V2H39ZM42 3V2H41ZM127 3V0H121V6L119 7V8H121V7H123L122 5H125V4H128ZM144 3H145V5H144V7L142 6V8H140V6L138 5L137 6V10H138V7L140 8L139 9V15L141 16V18L140 19H142V21H143V30L144 31H151V35H152V39L149 41V44H146L145 45V49H144V51H145V53L146 54H148V55H151V56H153L154 55V53H155V51H154V47H155V45H157V46H159V44L161 43V41H160V39L162 38V37H160V36H162L163 34H165V33H167L169 36H171L172 38H174L175 39V37L179 34V33H181V32H183V33H187L185 30L187 29V28H184V24H183V22L181 21V19H180V15L184 12H187V11H189V9L188 8H186V7H184V6H181L180 4H178V3H176V0H144ZM215 3H217V2H215ZM9 4V3H8ZM112 4V3H111ZM119 4V3H118ZM138 4V3H137ZM263 4V3H262ZM261 4V5H262ZM11 5V4H10ZM9 5V6H10ZM12 5H13V3H12ZM23 5V4H22ZM25 5V4H24ZM26 5H28V4H26ZM46 5H48V4H46ZM64 5V4H63ZM77 5H79L78 3H77ZM90 4H88V6H89ZM204 5V4H203ZM216 5V4H215ZM215 5H213V6H215ZM224 4H222V6H223ZM39 6H42V5H39ZM44 6V5H43ZM71 6V5H70ZM87 6V7H88ZM98 6V5H97ZM118 6V5H117ZM197 6V5H196ZM206 6V5H205ZM218 6V5H217ZM229 6V5H228ZM26 7V6H25ZM28 7V6H27ZM27 7H26V9H27ZM32 7V6H31ZM34 7V6H33ZM49 7V6H48ZM134 7V6H133ZM202 7V9H205V8H207V7H203V6H201ZM262 7V6H261ZM260 7V8H261ZM30 8V7H29ZM28 8V9H29ZM35 8V7H34ZM33 8V9H34ZM39 8V7H38ZM69 8V7H68ZM130 8H132V7H130ZM135 8V7H134ZM220 8V7H219ZM26 9H25V11H26ZM28 9H27V11H28ZM63 9H64V7H63ZM62 9V10H63ZM85 9H88V10H85ZM136 9V8H135ZM222 9V8H221ZM24 10V9H23ZM22 10V11H23ZM71 10V9H70ZM130 10V9H129ZM136 10V11H137ZM216 10H217V8H216ZM258 10H260V9H258ZM257 10V12H259ZM263 10V9H262ZM6 11H7V8H6ZM16 11V10H15ZM26 11V14L29 12H27ZM54 11H55V9H54ZM135 10H133L132 12H133V14H134V12L137 14V12H136ZM8 12V11H7ZM12 12V11H11ZM10 12V13H11ZM21 12V11H20ZM123 13H124V11H122ZM129 12H131V10L129 11ZM216 12H218V11H216ZM9 13V12H8ZM78 13H79V11H78ZM96 13H98V12H96ZM191 13H193V12H191ZM16 14V13H15ZM33 14V13H32ZM31 14V15H32ZM54 14V13H53ZM208 14H209V12H208ZM259 14V13H258ZM5 15V14H4ZM11 15H12V13H11ZM18 15V14H17ZM60 15H65V17L67 18V24H69L70 22H76V23H78V20H77V16H78V14H76L75 15V17H74V15H71V12L69 11V9L68 10H63L62 12H60ZM59 15V16H60ZM138 15V16H139ZM215 15V14H214ZM261 15H263L262 14V12H261ZM6 16H8V15H6ZM58 16V15H57ZM126 16V15H125ZM180 16V17H179ZM9 17H10V15H9ZM14 17V16H13ZM17 18H19L18 16H16ZM63 17V16H62ZM123 17V16H122ZM205 17V16H204ZM11 18V17H10ZM20 18H22L21 16H20ZM25 18V17H24ZM23 18V19H24ZM33 18V17H32ZM126 18H127V16H126ZM130 18V17H129ZM129 18H127V19H129ZM200 18H201V16H200ZM199 18V19H200ZM216 18V17H215ZM0 19H2V18H0ZM6 19H7V17H6ZM26 19H28V18H26ZM53 19H55L54 18V16H53ZM59 19V18H58ZM61 19V18H60ZM64 19V18H63ZM100 19V18H99ZM123 19H124V17H123ZM137 19V18H136ZM258 19H260L259 17H258ZM56 20V19H55ZM62 20V19H61ZM126 20V19H125ZM124 20V21H125ZM135 20V19H134ZM190 20V19H189ZM212 20H214V19H212ZM7 21H8V19H7ZM6 21V22H7ZM17 21H18V19H17ZM16 20L14 21L15 22V24H16V22H17ZM53 21V20H52ZM57 21V20H56ZM123 21V20H122ZM121 21V22H122ZM123 21V22H124ZM141 21V22H142ZM217 20H215V22H216ZM220 21H222V20H220ZM21 22V21H20ZM25 22H26V20H25ZM28 22V21H27ZM30 22V21H29ZM37 22V21H36ZM55 22V21H54ZM61 22V21H60ZM59 22V23H60ZM65 22V21H64ZM100 22V21H99ZM191 22H193V21H191ZM196 22V21H195ZM204 22H205V20H204ZM214 22V23H215ZM22 23V22H21ZM43 23L41 24V25H43ZM118 23H120V21L118 22ZM117 23V25H119ZM125 23V22H124ZM129 23V22H128ZM140 23V22H139ZM201 23V22H200ZM13 24V23H12ZM28 24V23H27ZM34 24V23H33ZM47 24H48V26H47ZM56 24V23H55ZM61 24V23H60ZM197 24V23H196ZM7 25V24H6ZM22 25V24H21ZM29 25V24H28ZM27 25V26H28ZM101 25V24H100ZM128 25V24H127ZM135 25H136V23H135ZM190 25V24H189ZM203 25V24H202ZM13 26H14V24H13ZM26 26V27H27ZM30 26V25H29ZM56 26V25H55ZM77 26V25H76ZM123 26H125V25H123ZM137 26H140V25H137ZM192 26V25H191ZM199 26V25H198ZM200 26H201V24H200ZM33 27V26H32ZM41 27V26H40ZM98 27H99V25H98ZM122 27V26H121ZM205 27V26H204ZM218 27V26H217ZM25 28V27H24ZM35 28V27H34ZM38 28V27H37ZM119 28V27H118ZM133 28V27H132ZM196 28H197V26H196ZM21 29V28H20ZM27 29V28H26ZM32 28H30V30H31ZM44 29V28H43ZM191 29V28H190ZM202 29V28H201ZM8 30V29H7ZM29 30V31H30ZM218 30H220V29H218ZM222 30V29H221ZM225 30H227V29H225ZM11 31V30H10ZM18 31H20V30H18ZM17 31V32H18ZM25 31V30H24ZM23 31V32H24ZM28 31V30H27ZM123 31V30H122ZM141 31V30H140ZM16 32V33H17ZM21 32V31H20ZM102 32V31H101ZM137 32V31H136ZM142 32V31H141ZM196 32V31H195ZM194 32V33H195ZM38 33H40V32H38ZM42 33V32H41ZM130 33V32H129ZM204 33V32H203ZM224 33V32H223ZM234 33V32H233ZM232 33V34H233ZM247 33V32H246ZM246 33H244L243 32V34H246ZM256 32H254V34H255ZM258 33H260V32H258ZM34 34V33H33ZM105 34V33H104ZM144 34V33H143ZM202 34V33H201ZM249 34V33H248ZM253 34V35H254ZM30 35H31V33H30ZM29 35V36H30ZM123 35V34H122ZM135 34H133V36H134ZM139 35V34H138ZM142 35V34H141ZM147 35H149V34H147ZM182 35V34H181ZM187 35H188V33H187ZM226 35V34H225ZM224 35V36H225ZM250 35H251V33H250ZM253 35H251V36H253ZM16 36V38H17V35H15ZM23 36V35H22ZM36 36V35H35ZM108 36V35H107ZM132 36V37H133ZM190 36V35H189ZM188 36V37H189ZM192 36V35H191ZM221 36H223V34L221 35ZM251 36H249V38H251ZM259 37H260V35H258ZM9 37H10V34H9ZM32 37V36H31ZM113 37V36H112ZM140 37V36H139ZM145 37H147V36H145ZM234 37H235V35H234ZM233 37V38H234ZM255 37V36H254ZM27 38V37H26ZM30 38V37H29ZM34 38V37H33ZM104 38H106V35L104 36ZM141 38H143V37H141ZM233 38H231L232 40H231V42H233V40L235 41V38L233 39ZM31 39V38H30ZM40 39V38H39ZM125 39V38H124ZM124 39H121V40H124ZM133 39V38H132ZM136 39V38H135ZM135 39H134V41H135ZM140 39V38H139ZM227 39V38H226ZM242 39V38H241ZM240 39V40H241ZM245 39H247V38H245ZM244 39V40H245ZM252 39V38H251ZM258 40H259V38H257ZM19 40V39H18ZM201 40V39H200ZM203 40V39H202ZM211 40V39H210ZM229 40V39H228ZM228 40H225V42H227ZM248 40V39H247ZM256 39H254L253 41L254 42H256L255 41ZM37 41V40H36ZM109 41V40H108ZM119 42H120V39L118 40ZM127 41V40H126ZM133 41V42H134ZM218 41V40H217ZM240 42L238 39L236 40V42ZM19 44H18V43ZM34 42H35V40H34ZM40 42V41H39ZM137 42V41H136ZM203 42H205V41H203ZM210 42V41H209ZM216 42V41H215ZM221 42V41H220ZM225 42H223V43H225ZM246 42V41H245ZM118 43V42H117ZM162 43H163V41H162ZM161 43V44H162ZM174 43V42H173ZM186 43V42H185ZM193 43V42H192ZM229 43V42H228ZM242 43V42H241ZM249 43H250V41H249ZM253 43V42H252ZM263 43V42H262ZM108 44V43H107ZM136 44V43H135ZM197 44V43H196ZM209 44V43H208ZM207 44V45H208ZM238 44H240V43H238ZM237 44V45H238ZM244 44H246V43H244ZM254 44V43H253ZM34 47L33 48H38V47H40L41 46V44H40V46H39V43L38 42H35L34 44H32ZM109 45V44H108ZM122 45V44H121ZM133 45V44H132ZM163 45V44H162ZM223 45H225V44H223ZM250 45V44H249ZM120 46V45H119ZM123 46V45H122ZM131 46V45H130ZM165 46V45H164ZM163 46V47H164ZM212 46V45H211ZM230 46H232V45H230ZM242 46V45H241ZM244 46V45H243ZM246 46V45H245ZM254 46V45H253ZM32 47V46H31ZM42 47V46H41ZM109 47V46H108ZM167 47V46H166ZM166 47H164L165 49H166ZM186 47L188 48V46L186 45ZM238 47V46H237ZM239 47H240V45H239ZM44 48H46L45 46H44ZM131 48V47H130ZM129 48V49H130ZM133 48H134V46H133ZM133 48H132V50L131 51H133ZM241 48V47H240ZM239 48V49H240ZM127 49V48H126ZM206 49H208V48H206ZM225 49H226V46H225ZM224 49V50H225ZM227 49H228V47H227ZM226 49V50H227ZM232 49H234V48H232ZM237 49V48H236ZM251 49L253 50V47L251 46ZM254 49L256 50V48L254 47ZM36 50V49H35ZM38 50H39V48H38ZM43 50V49H42ZM191 50V49H190ZM225 50V51H226ZM229 50V49H228ZM37 51V50H36ZM41 51V50H40ZM127 51V50H126ZM169 51V53H171ZM208 51V50H207ZM244 51H245V49H244ZM258 51V50H257ZM256 51V52H257ZM35 52V51H34ZM222 52H223V50H222ZM232 52H234V51H232ZM236 52V51H235ZM240 52V50L238 51V53ZM242 52V51H241ZM247 52H249V51H247ZM246 51H245V53H247ZM255 52V53H256ZM259 52V51H258ZM39 53V52H38ZM135 53V52H134ZM133 53V54H134ZM161 53V52H160ZM168 53V52H167ZM34 53H32V55H33ZM229 54V53H228ZM230 54H231V52H230ZM235 54V53H234ZM234 54H233V57H234ZM241 54V53H240ZM240 54H239V56H240ZM249 54V53H248ZM131 55V53L128 55V56H130ZM164 55V54H163ZM169 55V54H168ZM36 56V55H35ZM127 56V57H128ZM158 56V55H157ZM170 56V55H169ZM238 56V57H239ZM32 57V56H31ZM165 57V56H164ZM229 56H227V58H228ZM241 57V56H240ZM145 58V57H144ZM234 58H236V56L234 57ZM233 58V60H232V62L235 60ZM246 58V57H245ZM250 58H252V57H250ZM254 58V57H253ZM255 58H256V56H255ZM262 58H264V57H262ZM165 59L166 58H164V61H165ZM229 59V58H228ZM230 59H231V57H230ZM244 59V58H243ZM248 59V58H247ZM107 60V59H106ZM144 60V59H143ZM160 60V59H159ZM170 60V59H169ZM168 60V61H169ZM241 60V59H240ZM239 60V58H238V61H240ZM32 61H33V63H34V66H35V68L37 67V66H39L40 64H42V63H48V64H50V66H51V71H50V74L48 75V76H41L38 72H36L35 70L34 71H32L31 69H30V65H31V63H32ZM161 61H162V59H161ZM172 61V60H171ZM231 61V60H230ZM236 61V60H235ZM238 61H237V64H238ZM252 61L254 62V61H257V60H253L252 59ZM263 61V60H262ZM101 62H102V60H101ZM178 62H180V61H178ZM244 62V61H243ZM248 62H250V61H247V63ZM253 62H252V64H253ZM100 63V62H99ZM105 63V62H104ZM164 63V62H163ZM240 63V62H239ZM242 63V62H241ZM245 63V62H244ZM257 63H258V61H257ZM257 63H255L256 65L255 66H257ZM145 64V63H144ZM162 64V63H161ZM209 64H212L211 66H216L217 67V69L221 72V70H222V72L224 71V70H231V71H234V70H236L237 68H239V67H237L236 69H233V68H235V67H232V66H234V65H230V63L227 61V59L225 58V57H220L219 58V62H217L216 60H213V61H209ZM251 64V63H250ZM252 64H251V67H252ZM261 64V63H260ZM263 64V63H262ZM165 65V64H164ZM168 65V64H167ZM170 65V64H169ZM236 65V64H235ZM241 65V64H240ZM242 65H243V63H242ZM254 65V64H253ZM145 65H143L142 64V67H144ZM150 66V65H149ZM148 66V68H150ZM237 66V65H236ZM249 63L248 64H244L243 65V67H248V69H249ZM260 66V65H259ZM262 66H264V65H262ZM46 67V66H45ZM49 67V66H48ZM166 67V66H165ZM164 67V68H165ZM209 67V66H208ZM215 67V68H216ZM42 68V67H41ZM98 68V67H97ZM136 68V67H135ZM148 68H146V69H148ZM242 68V67H241ZM99 69V68H98ZM133 69V70H132ZM138 70H140L141 71V68L140 67H138L137 68ZM162 69V68H161ZM216 69V70H217ZM233 69V70H232ZM247 69V70H248ZM254 69V66H253V68H252V70ZM96 70V69H95ZM102 70V69H101ZM120 70H121V68H120ZM215 70V71H216ZM241 70V69H240ZM239 70V71H240ZM46 71H47V68H46ZM46 71H44V72H46ZM98 71V70H97ZM130 71V72H131ZM136 71V70H135ZM151 71V70H150ZM161 71V70H160ZM178 71V70H177ZM242 71V70H241ZM243 71H244V69H243ZM242 71V72H243ZM257 71V70H256ZM261 71H262V69H261ZM42 72V71H41ZM92 72V71H91ZM156 72V71H155ZM225 72V71H224ZM234 72H236V74L234 73ZM233 73H234V75H238L237 73V71H234ZM246 72V71H245ZM253 72V71H252ZM252 72H251V74H252ZM47 73V72H46ZM49 73V72H48ZM132 73V72H131ZM135 73V72H134ZM137 73H138V71H137ZM169 73H171V72H169ZM173 73V72H172ZM229 73V74H228ZM227 73V75H225L224 77H229L230 78V80H231V76H230V74H232L231 72H228ZM250 73V72H249ZM257 73V72H256ZM261 73V72H260ZM259 73V74H260ZM42 74H45V73H42ZM141 74V73H140ZM221 74V73H220ZM240 74H241V72H240ZM245 74V73H244ZM256 75L257 77L258 76H260V75ZM262 74H263V72H262ZM132 75V77H133V75H135V74H131ZM130 75V76H131ZM138 75V74H137ZM222 75V74H221ZM233 75V78H235L236 76H234ZM242 76H243V73L241 74ZM254 75V74H253ZM174 76H176V74L174 75ZM239 76V75H238ZM237 76V77H238ZM255 76V78L256 79H259V78H257ZM136 77V76H135ZM164 77V76H163ZM226 77V78H227ZM239 77H241V76H239ZM249 76H247V77H245L246 79V81H248V78ZM252 77H254V76H252ZM264 77V76H263ZM262 77V78H263ZM176 78H177V76H176ZM219 78H221L220 76H219ZM243 78V77H242ZM261 78V77H260ZM108 79V78H107ZM160 79V78H159ZM190 79V78H189ZM223 79V78H222ZM240 79V78H239ZM255 79V80H256ZM151 80V79H150ZM164 80V81H163ZM219 80V79H218ZM221 80V79H220ZM219 80V81H220ZM227 81H228V78L226 79ZM242 80V79H241ZM252 80L254 81V78L252 79L251 78V82H252ZM263 80V79H262ZM85 81V82H84ZM223 81V80H222ZM234 81V80H233ZM249 81H250V79H249ZM260 81V80H259ZM259 81H258V83H256V85H257V87H258V85L260 86V83H259ZM84 82V83H83ZM192 82V81H191ZM243 82H244V78H243ZM255 82H257V81H255ZM183 83H185V82H183ZM195 83V82H194ZM143 84V83H142ZM196 84V83H195ZM194 84V85H195ZM231 84V83H230ZM235 83L233 82V84H231V85H234ZM253 84V83H252ZM255 84V83H254ZM144 85H152V82L151 81H147V82H145L144 83ZM193 85V84H192ZM193 85V86H194ZM229 85V84H228ZM236 85H239V84H237L236 83ZM243 85V83H241V86ZM246 85V84H245ZM251 85V84H250ZM84 86V87H85ZM132 86V85H131ZM134 86H136V84L134 83ZM182 86H184L183 84H182ZM230 86V85H229ZM252 86H255V85H252ZM76 87H75V89H76ZM181 87V86H180ZM219 87V86H218ZM235 87V86H234ZM239 87V86H238ZM245 86H243V88H244ZM249 86H247V88H248ZM256 87V88H257ZM262 87V86H261ZM264 87V86H263ZM138 88H139V86H138ZM137 88V89H138ZM184 88V87H183ZM191 88V87H190ZM190 88H189V90H190ZM237 88V87H236ZM251 88V87H250ZM253 88H255V87H253ZM253 88H251L252 90L251 91H253ZM133 89V88H132ZM140 89V88H139ZM143 89V88H142ZM227 89V88H226ZM249 89V88H248ZM259 89V88H258ZM261 89V88H260ZM72 90V89H71ZM74 90V89H73ZM163 90H165V89H163ZM167 90V89H166ZM185 90H186V92H187V90H188V88H187V86H186V88H185ZM255 90V89H254ZM143 91V90H142ZM143 91V92H144ZM248 91H250V90H248ZM258 91H260V90H258ZM261 91H262V89H261ZM260 91V92H261ZM14 93L15 95H16V98L15 99H13V100H11V99H8V102H9V100H10V102L8 103V104H4L3 103V98H4V96H5V94H7V93ZM76 92H78V90L76 91ZM137 92V91H136ZM177 92V91H176ZM179 92H180V90H179ZM185 92V91H184ZM185 92V93H186ZM191 92H193V90H191ZM197 92H198V90H197ZM205 92V91H204ZM224 92H225V90H224ZM228 92V91H227ZM255 92V91H254ZM262 92H264V91H262ZM80 93H82L81 91L79 92V95H80ZM134 93H135V90H134ZM138 93V92H137ZM167 93V92H166ZM178 93V92H177ZM184 93V94H185ZM190 93V92H189ZM202 93V92H201ZM226 93V92H225ZM225 93H222V94H225ZM161 94H163L162 93V91H161ZM172 94V93H171ZM193 94H194V92H193ZM198 95H200L199 93H197ZM216 94V93H215ZM218 94V93H217ZM238 94H239V96H240V98H247L248 99V97H246L245 95H244V91H243V89H240L239 91H238ZM259 94V93H258ZM262 94V93H261ZM8 95V94H7ZM61 95V96H62ZM71 95V94H70ZM78 95V94H77ZM83 95V94H82ZM85 95V94H84ZM136 95V94H135ZM142 95V94H141ZM175 95H176V93H175ZM180 95H181V93H180ZM188 95V94H187ZM192 95V94H191ZM226 95H227V93H226ZM234 95V94H233ZM232 95V96H233ZM248 95H250V94H248ZM251 95H253V94H251ZM59 97H60V95H58ZM66 96V95H65ZM72 96V95H71ZM134 96V95H133ZM138 96H140V95H138ZM137 96V97H138ZM166 96H167V94H166ZM169 96H173V95H170V93H169V95L167 96V97H169ZM177 96V95H176ZM179 96V95H178ZM177 96V97H178ZM185 96H186V94H185ZM195 96H197V95H195ZM215 96V95H214ZM222 96V95H221ZM10 97V96H9ZM67 97V96H66ZM102 98V103L101 104H98V100H100L99 98ZM128 97V95L125 97V98H127ZM176 97V98H177ZM183 97H184V95H183ZM251 97V96H250ZM250 97H249V99H250ZM252 97H254V99L253 100H256V101H258L259 103V105L258 106H260L259 108H262V110L260 111V114H262L261 116L262 117H260L259 118V120L255 123V124H257V125H259V126H263L261 129H259L258 131H263L264 132V96H262V95H256L255 94V96L253 95ZM130 98H132V97H130ZM136 98V97H135ZM139 98V97H138ZM171 98V97H170ZM169 98V99H170ZM179 98V97H178ZM200 98V97H199ZM64 99H66V98H64ZM73 99V98H72ZM124 99V100H123ZM142 99H143V97H142ZM174 99H175V97H174ZM174 99H171L172 101H174ZM179 99H181V97L179 98ZM178 99V100H179ZM184 99H185V97H184ZM189 99V98H188ZM252 99V98H251ZM68 100H70L69 98H68ZM157 100H159V103H157ZM210 100V99H209ZM7 101V99L5 100V102ZM64 101V100H63ZM75 101V100H74ZM136 101V100H135ZM171 101V102H172ZM181 101V100H180ZM184 101V100H183ZM183 101H181L182 102V105H183ZM225 101H227V100H225ZM249 101V100H248ZM59 102H61V100L59 101ZM68 102V101H67ZM66 102V103H67ZM77 102V101H76ZM79 102V101H78ZM78 102L76 103V104H78ZM177 102V101H176ZM64 103V102H63ZM72 102L70 101V104H71ZM74 103V102H73ZM132 103H134L133 102V99H132ZM61 104V103H60ZM75 104V105H76ZM232 104V103H231ZM65 105H69V103H67V104H65ZM166 105H169V104H166ZM221 105V104H220ZM233 105V104H232ZM69 107V106H68ZM176 107H178V106H176ZM62 108V107H61ZM65 108H67V107H65ZM78 108V107H77ZM187 108V107H186ZM215 108V107H214ZM230 108V107H229ZM68 109V108H67ZM71 109V108H70ZM80 109V110H81ZM176 109V108H175ZM231 109V108H230ZM240 109V108H239ZM239 109H238V111H239ZM62 110V109H61ZM72 110H74V108L72 109ZM71 110V111H72ZM76 110H78V109H76ZM79 110V111H80ZM176 110H178V109H176ZM175 110V111H176ZM64 111H66V110H64ZM64 111L63 112H61V113H64ZM75 111V110H74ZM131 111L132 112H135V111H138V112H136L135 114H139L138 116H136V119L134 118V122L132 121V120H129L128 119V115L129 114H127V113H131ZM186 112V111H185ZM184 112V113H185ZM229 112V111H228ZM235 112V111H234ZM71 112H68L67 114H70ZM72 113H73V111H72ZM71 113V114H72ZM211 113V112H210ZM230 113H231V111H230ZM229 113V114H230ZM76 114V113H75ZM228 113L226 114V115H229ZM234 114V113H233ZM78 115V114H77ZM76 115V116H77ZM80 115V114H79ZM87 115H85V117L84 118H86L87 117ZM131 115H133V117H134V114H131ZM231 115V114H230ZM64 116V117H63ZM74 116V115H73ZM81 116V115H80ZM91 116V115H90ZM68 117V116H67ZM66 117V118H67ZM132 117V118H133ZM201 117V116H200ZM131 118V119H132ZM174 118H177V117H174ZM232 119H234L233 117H231ZM119 119V120H118ZM241 119H243V118H241ZM70 120V119H69ZM73 120V119H72ZM74 120H75V118H74ZM73 120V121H74ZM79 120V119H78ZM85 120V119H84ZM83 120V121H84ZM177 120V119H176ZM29 121H32L33 122V124H34V126H32L33 128H31V129H27V123L29 122ZM86 121V120H85ZM171 121H172V119H170L169 121H165L164 122V124L163 125H158V124H156L155 122H153V124H154V128L156 127V128H158V130L159 129H161V130H163V132L162 133H165L168 129H169V127L171 126ZM72 122V121H71ZM87 122V121H86ZM229 122H231V120L229 121ZM236 122V121H235ZM240 122V121H239ZM69 123V122H68ZM67 123V124H68ZM75 123H78V127H79V122H76L75 121ZM88 123V124H89ZM71 124H73V123H71ZM91 124V125H92ZM94 125V124H93ZM29 126V125H28ZM70 126V125H69ZM72 127H74L73 125H71ZM77 126H76V128H77ZM83 126V125H82ZM82 126H81V128H82ZM87 127H88V125H86ZM91 127V126H90ZM95 127V126H94ZM14 128H20V129H22L23 130V134H27V139H25V137H24V141H22L21 140V138H23V137H21L20 139H18V143H19V146L15 143V139H17L18 138V136L15 138L14 136L15 135H17V133L16 134H14V136H12V134L13 133H15V132H13V130H14ZM69 128V127H68ZM89 128V127H88ZM87 128V129H88ZM93 128V127H92ZM240 128V127H239ZM70 130H71V127L69 128ZM85 129V128H84ZM91 129V128H90ZM89 129V130H90ZM63 130H67V129H63ZM73 130V129H72ZM77 130H78V128H77ZM82 130V129H81ZM192 130V129H191ZM188 130V132H184L183 131V129L181 130V135H180V138L178 139V140H175V143H178V144H180L182 141H183V139L186 137V140H190V142H187V147H186V152L184 153V156H182V157H180V158H177V160H176V162H179V159L180 160H182V159H185V157L187 156V154H189V158H191L194 162L192 163V162H187V161H185L184 160V166H188V165H194V163H197L198 162V156H197V154H198V151H206L205 152V155H207V157H206V159L208 160V154L209 155H211V151H207V150H205V149H211V146H210V144H212L211 142H209L210 144L209 145H204V144H201V139L197 136V135H195V132L192 130ZM252 130V129H251ZM21 130H19V132H20ZM26 131V132H25ZM84 131V130H83ZM93 131H95V130H93ZM214 131V130H213ZM257 131V130H256ZM255 131V132H256ZM16 132H17V130H16ZM67 131H65V133H66ZM86 132V131H85ZM168 132V131H167ZM233 132V131H232ZM21 133H22V131H21ZM84 133V132H83ZM96 133V132H95ZM94 133V134H95ZM230 133V132H229ZM78 134V133H77ZM81 133H79V135H80ZM79 135H76V136H78L79 137ZM84 135V134H83ZM205 135V134H204ZM203 135V136H204ZM226 135V134H225ZM22 136V135H21ZM68 136V135H67ZM96 136V135H95ZM255 134H250V135H243L242 137H241V139H245V142H247V143H249V144H252V145H255V139L257 138V136H256V138H255ZM13 137L15 138V139H13ZM70 137H72V136H70ZM80 137H82V135L80 136ZM210 138H211V136H210ZM240 138V137H239ZM71 139V138H70ZM74 139V138H73ZM80 139V138H79ZM78 139V140H79ZM19 140L21 141V142H19ZM83 140V139H82ZM186 140H185V142H186ZM77 141V140H76ZM92 141V140H91ZM73 142V141H72ZM78 142V141H77ZM118 142H120V145L118 144ZM70 144H71V142H69ZM73 143H75V142H73ZM127 143H128V148L126 147V145H127ZM174 143V142H173ZM261 143V142H260ZM259 142H258V144H260ZM17 145V146H14V145ZM62 143H60L59 145H61ZM77 144V143H76ZM80 144H81V142H80ZM80 144H79V146H80ZM172 144V143H171ZM224 144V143H223ZM64 145V144H63ZM73 145V144H72ZM119 145V146H118ZM237 145V144H236ZM44 146V145H43ZM43 146H42V148H43ZM47 146V145H46ZM46 146H44V147H46ZM70 146V145H69ZM69 146H67L68 148H69ZM77 147V146H76ZM126 147V148H125ZM181 147H182V145H181ZM215 149H217L218 151H216V150H212V157H211V159H209L208 160V162H206L205 164H203V165H201V168L203 169V170H205L206 172H207V176L208 177H210L211 178V181H213L214 182V186L213 187H209L208 188V191L206 190V189H204V191H202V192H198L197 191V183H199L197 180H194V182H193V187H194V192H193V194H192V196L191 197H193V199L190 201V204H187V205H189L190 207H200L201 209H204L203 211L204 212H213V211H215V207H216V205L217 204H219V202H222L223 201V203H225V202H227V201H230L231 200V197H236V195L237 196H243V195H245L246 194V192H239V191H237V192H234V193H232V194H228V195H220V193H218L217 192V187H222V186H225V185H227V184H229V183H233V182H236V179L242 174L243 175V177H244V179H246V178H248V179H253V190L251 191V193H255L256 191V189H258V187H259V185H261V184H263L264 183V149L263 148H261L260 147V149H259V151H258V153H257V162H252V163H250L249 165H244L245 163H238V165H242L243 167H244V169H243V171H242V173L241 174H239L238 172H233L232 173V176H231V178H228V174L226 173V168H227V166H228V164L230 163V160L229 159H227V161L226 162H223V164L221 165L220 163H221V161H222V159L224 158V161H225V159H226V157H224V155L221 153V151L224 149L223 147H221V146H219V145H215V146H213ZM263 147V146H262ZM30 148H31V152L29 153V150H30ZM63 148V147H62ZM71 148H73V147H71ZM190 148V149H189ZM37 149V148H36ZM81 149H82V147H81ZM84 149V148H83ZM88 149V148H87ZM90 149V148H89ZM169 149V148H168ZM189 149V150H188ZM231 149V148H230ZM40 150H42V149H40ZM54 150V149H53ZM65 150H68L69 151V149H65ZM73 150V149H72ZM139 150V149H138ZM141 150V151H142ZM221 150V151H220ZM36 151V150H35ZM34 151V152H35ZM43 151V150H42ZM44 152H45V150H44ZM62 152V151H61ZM76 152V151H75ZM143 152V151H142ZM142 152H141V154H142ZM217 152H219V153H217ZM238 152H239V150H238ZM59 153V152H58ZM74 153V150H73V152H71V156L72 155H75V154H73ZM84 153H85V151H84ZM87 153V152H86ZM139 153V152H138ZM143 153V154H144ZM170 153H171V151H170ZM65 154V153H64ZM63 154V155H64ZM150 154V153H149ZM225 154H227V153H225ZM62 154H61V157L63 156ZM77 155V154H76ZM82 155V154H81ZM148 155V154H147ZM154 155V154H153ZM176 155V154H175ZM49 156V157H48ZM48 156H46V158L48 157L49 159H50V155H48ZM56 156V155H55ZM67 155H65V157H66ZM78 156V155H77ZM122 156V157H123ZM142 156V155H141ZM150 156V155H149ZM231 157H232V155H230ZM41 157H43V158H41ZM60 157V156H59ZM74 156H72V158H73ZM121 157V159H122V161H123V158ZM130 157V156H129ZM143 158H145L144 157V155L142 156ZM150 157H152V156H150ZM149 157V158H150ZM254 157H255V155H254ZM253 157V158H254ZM46 158H45V160H46ZM131 158V157H130ZM138 158H140L139 156H138ZM147 158L148 157H146L145 159L147 160ZM153 158V157H152ZM151 158V159H152ZM166 158V159H165ZM48 159V160H49ZM60 159V158H59ZM58 159V160H59ZM70 159V158H69ZM75 159V158H74ZM129 159V158H128ZM127 159V160H128ZM76 160H77V158H76ZM75 160V163L77 162L78 163V161H76ZM101 160H103L102 162H101ZM120 160V159H119ZM131 160V159H130ZM129 160V161H130ZM136 160H138V159H136ZM143 160V159H142ZM153 160H154V158H153ZM156 160H154V165H157V162H156V164H155V161ZM160 160V161H161ZM32 161V162H33ZM64 161H66V160H64ZM63 161V162H64ZM74 161V160H73ZM80 161V160H79ZM117 161H118V159H117ZM121 161V162H122ZM124 161H125V158H124ZM123 161V162H124ZM132 161V160H131ZM139 161V160H138ZM32 162H31V164H32ZM44 162V161H43ZM49 164H50V161H47ZM68 162H71V161H68ZM119 162V161H118ZM149 162H150V160H149ZM162 162V161H161ZM160 162V163H161ZM236 162V161H235ZM28 163H30V162H28ZM38 163V164H37ZM58 163H59V161H58ZM61 163V162H60ZM59 163V164H60ZM65 163V162H64ZM74 163V162H73ZM80 163V162H79ZM138 163V162H137ZM141 163V162H140ZM143 163V162H142ZM141 163V164H142ZM152 162L150 163V166L153 164ZM225 163V164H224ZM234 163V162H233ZM233 163H231V164H233ZM260 163V164H259ZM46 164V163H45ZM56 164H57V162H56ZM58 164V165H59ZM69 164V163H68ZM81 164V163H80ZM85 164H84V166H85ZM116 164H117V162H116ZM125 164V163H124ZM27 165V164H26ZM41 165H44V164H40L39 166H40V168H41ZM52 165V164H51ZM51 165H49V166H51ZM65 165V164H64ZM63 165V166H64ZM135 165V164H134ZM147 165H149V164H146V166ZM161 165V164H160ZM175 165V164H174ZM32 166H34V165H31V167ZM38 166V167H39ZM45 166V165H44ZM47 166H48V164H47ZM69 166H71V165H69ZM77 167L76 168H78V165H76ZM108 166V167H107ZM119 166V165H118ZM130 166V165H129ZM137 166V165H136ZM144 166H145V164H144ZM144 166H142V167H144ZM162 166V165H161ZM37 167V168H38ZM51 167H53L54 169L56 168V166H51ZM67 167H68V165H67ZM80 167V166H79ZM117 166H115L114 168H116ZM141 167V168H142ZM152 167H154V166H151V168ZM156 167H158V166H156ZM188 167H190V166H188ZM20 168H22V167H20ZM36 168V169H37ZM44 168V167H43ZM75 168V169H76ZM84 168V167H83ZM103 168V167H102ZM118 168V167H117ZM116 168V169H117ZM133 168H135V167H133ZM138 168H139V166H138ZM137 168V169H138ZM150 167L148 166V169H149ZM150 168V169H151ZM162 168H164V167H162ZM179 168H181V167H179ZM19 169V168H18ZM27 169H29V168H27ZM48 169V168H47ZM58 169V168H57ZM60 169H62V168H60ZM60 169H58V170H60ZM68 169H70V167L68 168ZM72 169H74V168H72ZM81 169H82V167H81ZM119 169L121 170V169H123V168H121V164H120V167H119ZM125 169H126V167H125ZM127 169H128V165H127ZM136 169V170H137ZM140 169V168H139ZM165 169V168H164ZM169 169V168H168ZM168 169H166V170H168ZM172 169V168H171ZM182 169V168H181ZM224 169V170H223ZM50 170V169H49ZM57 170V171H58ZM63 170H64V168H63ZM66 170H67V168H66ZM83 170V169H82ZM86 170V169H85ZM90 170V171H91ZM102 170H104L105 171V169H102ZM120 170H118V171H120ZM135 170V169H134ZM133 170V171H134ZM135 170V171H136ZM143 170H144V168H143ZM143 170H141V171H143ZM147 170V169H146ZM157 170V169H156ZM163 170V169H162ZM22 171H25V172H27L26 170H22ZM31 171H33L32 169H31ZM38 171H40L39 169H38ZM51 171H53V170H51ZM110 171V170H109ZM122 171V170H121ZM121 171H120V173H121ZM130 171L132 172V170H131V168H130ZM129 171V172H130ZM260 172L261 174H257V172ZM43 172H46V171H43ZM54 172V171H53ZM53 172H51V173H53ZM66 172V171H65ZM67 172H68V170H67ZM70 172V171H69ZM71 172H72V170H71ZM117 172V171H116ZM158 171H156V173H157ZM163 172V171H162ZM177 172V171H176ZM180 172V171H179ZM228 172V171H227ZM32 173H35V172H32ZM38 173V172H37ZM40 173V172H39ZM62 173V172H61ZM64 173V172H63ZM76 173H77V171H76ZM94 173V172H93ZM113 173H114V175H115V171H113ZM125 173V172H124ZM124 173H122L121 175H124ZM134 173H136V172H133V174ZM141 173V172H140ZM159 173V172H158ZM164 173V172H163ZM162 173V174H163ZM170 173V172H169ZM169 173H168V175H169ZM203 173H204V171H203ZM41 174V173H40ZM56 174H58V172L56 173ZM66 174H68V173H66ZM75 174V173H74ZM79 174H81V175H83V177L85 178H87V180L86 181H88V171L86 170L85 172H80ZM90 174H91V172H90ZM117 174V173H116ZM144 174V173H143ZM146 174V173H145ZM150 174V173H149ZM166 174V173H165ZM174 174H176V173H174ZM227 174V175H226ZM32 175V174H31ZM37 175V174H36ZM35 175V176H36ZM39 175V174H38ZM52 175V174H51ZM53 175H55V174H53ZM60 175V174H59ZM62 175V174H61ZM69 175V174H68ZM71 175V174H70ZM80 175V176H81ZM92 175V174H91ZM90 175V176H91ZM107 175V174H106ZM120 175V176H121ZM126 175H129V173L127 172V174ZM125 175V176H126ZM142 175V174H141ZM24 176H27V175H24ZM74 176V175H73ZM72 176V177H73ZM89 176V177H90ZM119 176V175H118ZM130 176V175H129ZM135 176V175H134ZM175 176V175H174ZM16 177V178H17ZM77 177V176H76ZM91 177H93V176H91ZM114 177V176H113ZM112 177V178H113ZM127 177V176H126ZM163 177H164V174H163ZM169 177V176H168ZM23 178V177H22ZM31 178V177H30ZM30 178H28V179H30ZM64 178H65V176H64ZM83 178V179H84ZM111 179V177H108V179ZM115 178H116V175H115ZM120 178H122V177H120ZM119 178V179H120ZM128 178V177H127ZM146 178H147V176H146ZM161 178V177H160ZM159 178V180H161ZM165 178H166V175H165ZM164 178V179H165ZM171 178V177H170ZM185 178V177H184ZM77 179V178H76ZM118 179V180H119ZM138 178H136V180H137ZM164 179H163V181H164ZM174 179V178H173ZM177 179V178H176ZM21 180V179H20ZM19 180V181H20ZM24 180V179H23ZM26 180V179H25ZM34 180V179H33ZM54 180V179H53ZM53 180H52V182H53ZM79 180V179H78ZM77 180V181H78ZM82 180V179H81ZM92 180V179H91ZM91 180H89V181H91ZM103 180V179H102ZM111 180H113V179H111ZM111 180H109V181H111ZM117 180V181H118ZM128 180H130V179H128ZM49 181H50V179H49ZM85 181V182H86ZM143 181V180H142ZM162 181V182H163ZM168 181V180H167ZM204 181V180H203ZM202 181V182H203ZM15 182L17 183V179L15 180ZM22 182V184H23V181H21ZM58 182H60V180L58 181ZM81 182V181H80ZM85 182H84V184H85ZM133 181L131 180V183H132ZM179 182V181H178ZM205 182V181H204ZM25 183H27V181L25 182ZM83 183V182H82ZM82 183H81V185H82ZM87 184H88V182H86ZM92 183H94V181L92 180ZM91 182H90V184H92ZM109 183H111L110 185H108L107 184V188L105 189V187L102 185V187L104 188V196H107V195H110L111 194V187L110 186H112V182H109ZM118 184H119V182H117ZM125 183V182H124ZM136 183V182H135ZM134 182H133V184H135ZM157 183H158V181H157ZM165 183V182H164ZM167 183V182H166ZM182 183V182H181ZM180 183V184H181ZM20 184V183H19ZM31 184V183H30ZM29 184V185H30ZM117 184V185H118ZM121 185H122V183H120ZM126 184V183H125ZM124 184V185H125ZM132 184V185H133ZM148 184V183H147ZM147 184H145V185H147ZM151 184V183H150ZM170 184V183H169ZM168 184V185H169ZM172 184V183H171ZM179 184V186H177L178 188V190H182V191H184V192H186L187 190H186V187L184 186V185H180ZM53 185V184H52ZM61 185V184H60ZM79 185V184H78ZM97 185V184H96ZM129 185H130V183H129ZM136 185V184H135ZM155 185V184H154ZM153 185V186H154ZM158 185V184H157ZM156 185V186H157ZM25 186V185H24ZM58 186V185H57ZM87 186V185H86ZM95 186V185H94ZM106 186V185H105ZM126 186V185H125ZM148 186V188L150 187L149 185H147ZM152 185H151V187H153ZM156 186L155 187H153V189L152 190H154V188H156ZM159 186H161V185H158V188H159ZM165 186H166V184H165ZM28 187V186H27ZM77 187V189H78V186H76ZM81 187H83V186H81ZM88 187V186H87ZM128 187V186H127ZM131 187H133V186H131ZM131 187H128V188H131ZM173 187V186H172ZM201 187V186H200ZM228 187V186H227ZM30 188V187H29ZM46 188V189H45ZM86 188V187H85ZM92 188V187H91ZM94 188V187H93ZM116 188V187H115ZM118 188V187H117ZM119 188H121V187H119ZM126 188V187H125ZM139 188H141V187H139ZM158 188H156V193H158V191L160 190V189H158ZM164 188V187H163ZM162 188V189H163ZM169 188V187H168ZM27 189V188H26ZM65 189V188H64ZM74 189H76V188H74ZM76 189V190H77ZM82 189V188H81ZM88 189V188H87ZM127 189V188H126ZM144 189V188H143ZM158 189V190H157ZM165 189V188H164ZM164 189H163V191H164ZM170 189H174V188H170ZM76 190H75V192H76ZM79 190V189H78ZM91 190V189H90ZM95 190V192L97 191V188L96 189H94ZM116 190V189H115ZM135 190V189H134ZM150 190V189H149ZM148 190V191H149ZM51 191H52V189H51ZM120 191V190H119ZM133 191V190H132ZM131 191V192H132ZM136 192H138L137 191V189L135 190ZM162 191V192H163ZM172 191V190H171ZM74 192V191H73ZM74 192V193H75ZM89 192V191H88ZM99 192V191H98ZM118 192V191H117ZM125 192H126V190H125ZM142 192V191H141ZM140 192V193H141ZM167 192H169V191H167ZM51 192H49V194H50ZM70 193V192H69ZM83 193V192H82ZM85 193V192H84ZM100 193V192H99ZM114 193H116V192H114ZM124 193V192H123ZM133 193V192H132ZM154 193V192H153ZM155 193V194H156ZM159 193H161V192H159ZM189 193H191V192H189ZM188 193V194H189ZM48 194V195H49ZM59 194V193H58ZM94 194H96V193H94ZM120 194V193H119ZM122 194V193H121ZM134 195H137V193L135 194V193H133ZM151 194L152 193H150L149 192V195H147V193H146V196L144 197V196H142L141 195V197L139 196V195H137V197L135 196L134 198L140 203L139 204V208H138V210H139V212L136 210V209H134L135 211H137L138 212V214H139V216L136 214V212H135V214L137 215V220L138 221H140V222H145V223H149L150 224V222L152 221V217L153 216H148V210L150 209V207H156L157 205H150V203H148V202H150L151 201V199L153 200V197L155 196H152V198L150 197L151 196ZM174 194H175V192H174ZM51 195V194H50ZM67 196H68V194H66ZM70 195V194H69ZM72 195V194H71ZM118 195V194H117ZM123 195V194H122ZM127 195H129L128 193H127ZM153 195V194H152ZM162 195V194H161ZM168 195H171V193L170 194H167V196ZM251 195H253V194H251ZM59 196H60V194H59ZM65 196V195H64ZM63 196V197H64ZM75 196H77V195H75ZM92 196V195H91ZM124 196V195H123ZM139 196V197H138ZM180 196V195H179ZM264 196V195H263ZM62 197V198H63ZM69 197V196H68ZM70 197H72V196H70ZM85 197V196H84ZM97 197H101V196H99V195H97ZM97 197H95L96 199H97ZM103 197V196H102ZM116 197H118V196H115L114 195V199L116 198ZM125 197V196H124ZM128 197V196H127ZM126 197V198H127ZM162 197L164 198L165 196H164V194L162 195ZM161 197V198H162ZM44 198V197H43ZM54 198V197H53ZM77 198V197H76ZM75 198V199H76ZM105 198H107V197H105ZM119 198H121V199H123V197L121 196H119L118 197V199ZM129 198H130V196H129ZM127 199L128 201L130 200V199H132V196H131V198L130 199ZM160 198V197H159ZM168 198V197H167ZM167 198H164V199H160V200H165V199H167ZM170 198V197H169ZM181 198H182V196H181ZM184 198V197H183ZM60 199V198H59ZM64 199V198H63ZM66 199V198H65ZM117 199V198H116ZM117 199V200H118ZM120 199V201L122 202V200ZM141 199V200H140ZM154 199H156L155 197H154ZM72 200H74V199H72ZM84 200V199H83ZM93 200H95V199H93ZM104 200V199H103ZM125 200V199H124ZM123 200V201H124ZM133 200V199H132ZM150 200V201H149ZM159 200V199H158ZM157 200V201H158ZM170 200V199H169ZM184 200V199H183ZM61 201V200H60ZM78 201V200H77ZM76 201V202H77ZM85 201H87V199H85ZM112 201V200H111ZM120 201H118V202H120ZM126 201V200H125ZM125 201L123 202L124 204H125ZM157 201H155V204L157 203ZM165 201H167V200H165ZM188 201V200H187ZM64 202H66V201H64ZM64 202H63V204H64ZM69 202V201H68ZM68 202H66V203H68ZM71 202V201H70ZM74 202V201H73ZM72 202V203H73ZM96 202V201H95ZM114 202V201H113ZM115 202H116V200H115ZM127 202V201H126ZM161 202V204H165L166 205V203H164V202H162V201H160ZM160 202H158L157 204H159ZM13 204V205H10V204ZM14 203L16 204V205H14ZM62 203V202H61ZM90 203V202H89ZM97 203H99L98 205H100L101 203H103L102 202V199H98V201H97ZM122 203V204H123ZM129 203V202H128ZM133 203H134V206H136L135 205V202L133 201ZM153 203H154V200H153ZM69 204V203H68ZM75 204H77V203H75ZM81 204V203H80ZM94 204V203H93ZM113 204V203H112ZM121 203H117V205H120ZM132 204V203H131ZM136 204H138L137 202H136ZM151 204H152V201H151ZM62 205V204H61ZM65 205V204H64ZM71 205V204H70ZM69 205V206H70ZM78 205H79V202H78ZM85 205V204H84ZM86 205H87V203H86ZM95 205V204H94ZM94 205L92 206V207H94ZM115 205H116V203H115ZM130 205V204H129ZM169 205V204H168ZM173 205V204H172ZM177 205H178V203H177ZM186 204H185V206H187ZM10 206H12L13 207V210H14V213H12L11 212V208H10ZM68 206V205H67ZM72 206V205H71ZM82 206V205H81ZM89 206V205H88ZM97 206V205H96ZM113 206H114V204H113ZM131 206V205H130ZM133 206V207H134ZM163 205H161V207H162ZM48 207V208H47ZM58 207V206H57ZM66 207V206H65ZM86 207V206H85ZM111 207V206H110ZM126 207V206H125ZM133 207H132V209H133ZM138 207V206H137ZM167 207V206H166ZM165 207V208H166ZM169 207H171V206H169ZM168 207V208H169ZM62 208V207H61ZM70 208H72V207H70ZM89 208H91V207H89ZM128 208H129V206H128ZM128 208H126V209H128ZM60 209V208H59ZM58 209V210H59ZM64 209V208H63ZM87 209V208H86ZM114 209H115V207H114ZM153 209V208H152ZM152 209L150 210L151 212H152ZM159 209H160V207H159ZM158 209V210H159ZM214 209V210H213ZM222 209L223 210H227V209H229L226 205H224L223 204V206H222ZM54 210V209H53ZM58 210H56V211H58ZM65 210V209H64ZM74 210V209H73ZM73 210H72V212H73ZM83 210V209H82ZM94 210V209H93ZM96 210V209H95ZM155 211H156V209H154ZM177 210H179V209H177ZM186 210V209H185ZM235 210V209H234ZM55 211V210H54ZM53 211V212H54ZM55 211V212H56ZM62 211V210H61ZM60 211V212H61ZM68 211H70V210H68ZM67 211V213L69 214V212ZM86 211V210H85ZM115 211V210H114ZM118 211V210H117ZM116 211V212H117ZM127 211H129V210H127ZM149 211V212H150ZM230 211V210H229ZM9 212H11V213H9ZM52 212V213H53ZM54 212V213H55ZM59 211H58V213H60ZM75 212V211H74ZM83 212V211H82ZM118 212H120V211H118ZM134 212V211H133ZM160 212L162 213L163 212V210H161L160 209ZM198 212H200V211H198ZM221 212V211H220ZM40 213V215L38 216V214ZM53 213V214H54ZM62 213V212H61ZM67 213H66V217H67ZM78 213V212H77ZM84 213V212H83ZM83 213H82V215H83ZM86 213V212H85ZM130 213V212H129ZM153 213H155V212H153ZM159 212H157V214H158ZM166 213V212H165ZM171 213V212H170ZM195 213V212H194ZM205 213V214H206ZM49 214H51V213H49ZM48 214V215H49ZM53 214H51V215H53ZM57 214V213H56ZM64 214H65V212H64ZM63 214V215H64ZM71 214V213H70ZM74 214V213H73ZM89 214V213H88ZM94 214V213H93ZM113 214V213H112ZM112 214H110V215H112ZM197 214V213H196ZM199 214V213H198ZM86 215V214H85ZM90 215V214H89ZM121 215H123V213H121ZM195 215V214H194ZM210 215H212V214H210ZM242 215V214H241ZM60 216H62V214L60 215ZM59 215H58V217H60ZM65 216V215H64ZM63 216V217H64ZM92 216V215H91ZM116 216H119V214H117ZM131 216H133V215H131ZM168 216V215H167ZM9 217V218H8ZM53 217V216H52ZM52 217H51V219H52ZM57 217V218H58ZM86 217H88L87 215H86ZM90 217V216H89ZM120 217V216H119ZM136 217V216H135ZM154 217H155V214H154ZM47 218H49V217H47ZM65 218V217H64ZM83 218V217H82ZM91 218V217H90ZM90 218H88V221H89V219ZM123 218V217H122ZM156 218V217H155ZM154 218V219H155ZM206 218V217H205ZM33 219V220H32ZM36 219H39V220H36ZM50 219V218H49ZM49 219H48V221H49ZM53 219H54V217H53ZM87 219V218H86ZM114 219H115V217H114ZM125 219V218H124ZM186 219V218H185ZM207 219H209V218H207ZM215 219L218 221V219L215 217ZM14 220V219H13ZM31 220H32V222H31ZM45 220H47V219H45ZM59 220V219H58ZM57 220V221H58ZM68 220H71V218L70 219H68ZM75 220V219H74ZM157 220V219H156ZM155 220V221H156ZM170 220V219H169ZM183 220V219H182ZM187 220H190V217L188 216L187 217ZM243 220V219H242ZM21 221V220H20ZM50 221H52V220H50ZM49 221V222H50ZM54 222H56L55 220H53ZM52 221V222H53ZM60 221V220H59ZM58 221V222H59ZM80 221V220H79ZM91 221V220H90ZM102 221V220H101ZM104 221H106V220H104ZM121 221H122V219H121ZM210 221H213V218H211L210 219ZM11 222V223H10ZM18 222V221H17ZM58 222H56V223H54V224H52L51 226L52 227H56L57 226V223ZM61 222V221H60ZM62 222H63V220H62ZM111 222V220H108V223H110ZM113 222V221H112ZM111 222V223H112ZM115 222V221H114ZM120 222V221H119ZM127 222V221H126ZM133 222V221H132ZM158 222V221H157ZM193 222V221H192ZM195 222V221H194ZM207 222V221H206ZM209 222V221H208ZM219 222V221H218ZM16 223V222H15ZM82 223H83V221H82ZM121 223V222H120ZM125 223V222H124ZM154 223V222H153ZM153 223H151V225L152 226H154V224ZM181 223V222H180ZM240 223H241V219H240ZM258 223H259V221H258ZM21 224V223H20ZM30 224V225H29ZM61 224V223H60ZM188 224V223H187ZM190 224V223H189ZM209 224H211V223H209ZM237 224V223H236ZM256 224H257V222H256ZM261 224H262V222H261ZM17 225V224H16ZM19 225V224H18ZM29 225V226H28ZM96 225V224H95ZM113 225V224H112ZM156 225V224H155ZM195 225V224H194ZM20 226V225H19ZM18 226V227H19ZM63 226V225H62ZM62 226H60V227H62ZM102 226V225H101ZM117 226H118V224H117ZM123 226V225H122ZM127 226V225H126ZM175 226V225H174ZM180 226H183V224L182 225H180ZM184 226H186V225H184ZM183 226V227H184ZM203 226V225H202ZM207 226H209V225H207ZM264 226V225H263ZM17 227V228H18ZM48 227H50V226H48ZM58 227H59V225H58ZM57 227V228H58ZM64 227V226H63ZM124 227V226H123ZM156 227V226H155ZM196 227H198V226H196ZM205 227V226H204ZM212 227V226H211ZM262 226H260V228H261ZM57 228H55L56 230H57ZM103 228V227H102ZM107 228H111V227H107ZM114 228V227H113ZM120 228V227H119ZM135 228V227H134ZM181 228V227H180ZM186 228V227H185ZM198 228H200V227H198ZM206 228V227H205ZM259 227L257 228V230L258 229H260ZM19 229H21V227H19ZM18 229V230H19ZM24 229V228H23ZM50 229V228H49ZM115 229V228H114ZM128 229V228H127ZM127 229H126V231H127ZM152 229V228H151ZM150 228H145V230H143L142 231V234L145 236V241H144V239H143V241L145 242V246H146V248L148 247H151V246H153L154 245V242H153V240L154 239H156V238H160V243L158 242V246L160 245V248H162L163 250L164 249H167V251L168 250H170V252H176V253H178V257H176L174 260H173V264H195V262H194V260H191V258H190V256L188 255V251L191 249H189L188 250V245L190 244V240H187V238L188 237H186V234L185 235H179V232H180V229L178 230V238L177 239H175L174 240V242H173V236H172V234L173 233H171L168 229H167V226L165 227V228H156L155 230H151ZM186 229H188V227L186 228ZM191 229L193 230V229H195L194 227H191ZM0 230V231H1ZM50 230H52V229H50ZM104 230V229H103ZM209 229H207V231H208ZM249 230H250V228H249ZM264 230V229H263ZM65 231V230H64ZM105 231V230H104ZM108 231V230H107ZM106 231V232H107ZM110 231V230H109ZM133 231V230H132ZM131 231V232H132ZM182 231V230H181ZM211 231V230H210ZM219 231V230H218ZM243 231V230H242ZM251 231V230H250ZM255 231H256V229H255ZM49 232V231H48ZM60 232V231H59ZM111 232V231H110ZM117 232V231H116ZM122 232V231H121ZM130 232V233H131ZM186 232H191L190 231V229H189V231L188 230H186ZM196 232H197V230H196ZM202 232V231H201ZM205 232V231H204ZM222 232V231H221ZM248 232V231H247ZM259 232V231H258ZM262 232V231H261ZM260 232V233H261ZM7 233V232H6ZM52 233H54L53 232V230H52ZM109 233V232H108ZM120 233V232H119ZM141 233V232H140ZM139 233V234H140ZM183 232H181V234H182ZM192 233V232H191ZM198 233V232H197ZM206 233V232H205ZM249 233V232H248ZM1 234H2V232H1ZM26 234V233H25ZM106 234V233H105ZM105 234H103V235H105ZM111 234V233H110ZM112 234H114L113 232H112ZM117 234V233H116ZM123 233H121V235H122ZM189 234V233H188ZM188 234H187V236H188ZM246 234V233H245ZM254 234V233H253ZM262 234V233H261ZM264 234V233H263ZM50 235V234H49ZM53 235V234H52ZM107 235V234H106ZM119 235V234H118ZM123 235H125V234H123ZM192 235H194V234H192ZM200 235V234H199ZM244 235V234H243ZM242 235V236H243ZM247 235V234H246ZM54 236H56V235H54ZM131 236V235H130ZM141 236V235H140ZM197 236V234H195V237ZM202 236V235H201ZM223 236V235H222ZM248 236H250V235H248ZM252 236V235H251ZM257 236V235H256ZM45 237H47V236H45ZM103 237V236H102ZM191 237H193V236H191ZM217 237H218V235H217ZM254 237V236H253ZM260 237H262V236H260L259 235V239H260ZM4 238V237H3ZM48 238H51V237H48ZM57 238V237H56ZM109 238H112V237H110L109 236ZM108 238V236H107V239L108 240H110ZM115 238H116V235H115ZM120 238V240L121 241H118L119 243L120 242H122V238H121V236L119 237ZM176 238V237H175ZM214 238H215V234H214ZM249 238V237H248ZM51 239H53V238H51ZM117 239H118V237H117ZM116 239V240H117ZM127 238H125V240H126ZM140 239V238H139ZM192 239H194V238H192ZM211 239V238H210ZM4 240V239H3ZM112 240V239H111ZM130 239H128V241H129ZM141 240V239H140ZM140 240L138 241V243L140 242ZM159 240V239H158ZM158 240H156V241H158ZM200 240V239H199ZM241 241H242V237H241V239H240ZM243 240H244V238H243ZM256 240H258V238L256 239ZM261 240H263V239H261ZM55 241H57V239L55 240ZM91 241H93V240H91ZM95 241V240H94ZM142 241V240H141ZM194 241V240H193ZM202 241H204V240H202ZM205 241H209V239H207V240H205ZM216 241H218L217 239H216ZM220 241H222V240H220ZM255 241V240H254ZM107 242V241H106ZM105 242V243H106ZM113 242H116V241H113L112 240V243ZM197 242V241H196ZM200 242V241H199ZM198 242V243H199ZM206 242V243H207ZM1 243V242H0ZM26 243V242H25ZM28 243V242H27ZM44 243V242H43ZM57 243V242H56ZM104 243V242H103ZM109 243V242H108ZM117 243V242H116ZM116 243H115V245H116ZM118 243V244H119ZM125 242H123V244H124ZM134 243V242H133ZM140 243H142V242H140ZM194 243V242H193ZM205 243V242H204ZM209 243V242H208ZM207 243V244H208ZM225 243V242H224ZM262 243V242H261ZM14 244V245H15ZM24 244V243H23ZM46 244V243H45ZM49 244V243H48ZM129 244V243H128ZM163 244V245H162ZM201 244V243H200ZM200 244L198 245V246H200ZM19 246H21L20 244H18ZM25 245V244H24ZM27 245V244H26ZM29 245V246H30ZM64 245V244H63ZM106 244H104L103 246H100V247H102V248H104L105 249V246ZM113 245V244H112ZM138 245V244H137ZM141 245V244H140ZM156 245V246H157ZM214 245V244H213ZM212 245V246H213ZM218 245V244H217ZM239 245V244H238ZM243 245V244H242ZM48 246V245H47ZM58 246V244L56 245V247ZM61 246V245H60ZM59 246V247H60ZM119 246V245H118ZM134 246V245H133ZM143 246V249H145L144 248V245H142ZM194 248H196L195 246V243H194ZM13 248H14V246H12ZM27 247V246H26ZM46 246H43V247H41V248H44V249H46L47 250V248H45ZM51 246H49V248H50ZM59 247H58V249H59ZM122 247V246H121ZM132 247V246H131ZM136 247H138V246H136ZM135 247V248H136ZM202 247V246H201ZM215 247V249L217 248L216 246H214ZM243 247H245V246H243ZM243 247H242V249H243ZM257 247V246H256ZM29 248V247H28ZM40 248V247H39ZM87 248V247H86ZM101 248V249H102ZM108 248H110V247H108ZM119 248V247H118ZM123 248H124V245H123ZM129 248V247H128ZM134 248V249H135ZM148 248L145 250V252L148 250ZM153 248V247H152ZM159 248V249H160ZM193 248V247H192ZM205 248V247H204ZM252 248V247H251ZM20 249H24V248H19V249H17V250H20ZM30 249V248H29ZM32 249L31 250H29V252L30 251H32ZM53 249V248H52ZM58 249H56L57 251H58ZM120 250H121V248H119ZM118 249V250H119ZM208 249V248H207ZM206 248H205V250H207ZM240 250H242L241 248H239ZM256 250V248H253V250ZM15 250V249H14ZM55 250V251H56ZM100 250V249H99ZM99 250L98 251H96L95 252V254L96 255H98L99 254ZM106 250H107V247H106ZM111 252H112V248H110L109 249ZM127 250H129V249H127ZM199 250L201 251L202 250V248H199ZM209 250V249H208ZM239 250V251H240ZM245 250V249H244ZM243 250V251H244ZM252 250V249H251ZM254 250V251H255ZM23 251V250H22ZM37 251H39V253H40V251L41 250H37ZM43 251V250H42ZM60 251H61V249H60ZM60 251H58V252H60ZM71 251V250H70ZM101 251V250H100ZM110 251H108V253L110 252ZM114 251V250H113ZM124 250H122V252H123ZM239 251L237 250V252L239 253ZM3 252V251H2ZM27 252H28V250H27ZM45 252H47V251H45ZM82 252V251H81ZM91 252V251H90ZM121 252V251H120ZM120 252H118V254L120 253ZM125 253H126V251H124ZM128 252V251H127ZM130 252H131V250H130ZM129 252V253H130ZM155 252V251H154ZM197 252H198V250H197ZM210 252H211V250H210ZM236 252V253H237ZM257 252V251H256ZM50 253V252H49ZM56 253V252H55ZM67 254H68V252H66ZM83 253V252H82ZM114 253H116V252H114ZM192 253H193V251H192ZM191 253V254H192ZM196 252H194V254H195ZM219 253V252H218ZM246 254H247V252H245ZM13 254V253H12ZM20 253H18V255H19ZM33 254V253H32ZM43 254V253H42ZM59 254V253H58ZM58 254H56V256L58 255ZM70 254H72V253H70ZM118 254H116L117 256H118ZM133 254V253H132ZM138 254V253H137ZM145 254V253H144ZM148 254H150L149 252H148ZM147 254V255H148ZM193 254V255H194ZM197 254V253H196ZM198 254H200V252L198 253ZM197 254V255H198ZM207 254H209V252L207 253ZM212 254H214V252L212 253ZM212 254H210V255H212ZM243 254V252L241 253V255ZM257 254V253H256ZM14 255V254H13ZM17 255V256H18ZM27 255V254H26ZM29 255V254H28ZM79 255V254H78ZM105 256H107L106 254H104ZM112 255V254H111ZM129 255V254H128ZM134 255H136V252L134 253ZM196 255V256H197ZM203 255V254H202ZM250 255V254H249ZM3 256V255H2ZM25 256V255H24ZM35 256V258H36V255H34ZM37 256H38V253H37ZM61 256V255H60ZM113 256H115V255H113ZM140 256H141V253H140ZM151 256V255H150ZM14 257V256H13ZM13 257H11V261H12V258ZM20 257V256H19ZM42 257V256H41ZM44 257V256H43ZM42 257V258H43ZM46 257V256H45ZM67 257H68V255H67ZM67 257H65L64 256V258L65 259H67L68 260V258ZM70 257V256H69ZM71 257H73V256H71ZM95 257H98V256H95ZM109 257V256H108ZM108 257H107V259H108ZM110 257H112V256H110ZM120 257V255L118 256V258ZM127 257V256H126ZM136 257V256H135ZM134 257V258H135ZM138 257V256H137ZM137 257H136V259H137ZM144 257V256H143ZM142 257V258H143ZM147 257V256H146ZM198 257V256H197ZM200 257H201V254H200ZM212 257V256H211ZM214 257V256H213ZM233 257V256H232ZM247 257V256H246ZM8 258H10V256L8 257ZM56 258H59V255H58V257H56ZM74 258H75V256H74ZM73 258V259H74ZM86 258V257H85ZM84 258V259H85ZM87 258H90V257H87ZM122 258V257H121ZM131 258V257H130ZM129 258V259H130ZM133 258V259H134ZM196 258V257H195ZM236 258H237V255H236V257H235V262H236ZM240 258V257H239ZM25 259H26V257H25ZM63 259V258H62ZM72 258H70V260H71ZM199 259V258H198ZM31 260V259H30ZM29 260V261H30ZM37 260V262L35 263V264H37L38 263V261H40L39 259H36ZM35 260V261H36ZM51 260V259H50ZM64 260V259H63ZM86 260V259H85ZM105 260V259H104ZM114 260V259H113ZM131 260H132V258H131ZM242 260V259H241ZM244 260V259H243ZM33 261V260H32ZM34 261V262H35ZM45 261L47 262V259H45ZM55 261H56V259H55ZM55 261H53V264H54V262ZM87 261H88V259H87ZM115 261V260H114ZM119 261H120V258H119ZM118 261V262H119ZM130 261V260H129ZM136 261V260H135ZM196 261H197V259H196ZM205 261H207V260H205ZM14 262V261H13ZM24 262V261H23ZM26 262V261H25ZM25 262L24 263H20V264H25ZM33 262V263H34ZM41 262V261H40ZM59 262H60V260H59ZM61 262H63V261H61ZM111 262H113V261H110V263ZM137 262V261H136ZM143 262V261H142ZM141 262V263H142ZM198 262H199V260H198ZM211 262V261H210ZM239 262H242V261H239ZM243 262H245V261H243ZM250 262V261H249ZM10 263H12V262H10ZM16 263H18V262H16ZM16 263H14V264H16ZM27 263V262H26ZM42 263V262H41ZM55 263H58V262H55ZM63 263H66V261L65 262H63ZM107 263V262H106ZM105 263V264H106ZM120 263H121V261H120ZM125 263H127V261L125 262ZM140 263V264H141ZM0 264H8L7 262H5V261H3L2 259H0ZM52 264V263H51ZM59 264H62V263H59ZM67 264V263H66ZM108 264V263H107ZM113 264V263H112ZM132 264V263H131ZM135 264V263H134ZM139 264V263H138ZM199 264V263H198ZM202 264V263H201ZM205 264V263H204ZM207 264V263H206ZM209 264H211V263H209Z\"/></svg>","mask_w":264,"mask_h":264}]
</instances>
